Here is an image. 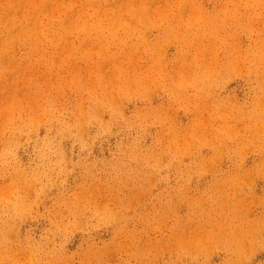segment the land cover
I'll use <instances>...</instances> for the list:
<instances>
[{
	"label": "rangeland",
	"instance_id": "1",
	"mask_svg": "<svg viewBox=\"0 0 264 264\" xmlns=\"http://www.w3.org/2000/svg\"><path fill=\"white\" fill-rule=\"evenodd\" d=\"M18 1L19 0H8V1L1 0L0 1V5H1L0 6V10H1L0 11V18L4 17V19H1V21H0L1 22L0 23V38L4 37L5 35H12V33L14 32V28H16L15 30L18 29V26H17V25H19L18 23H20V24H24L25 23V20L23 19V16H21L24 13V12L22 13V10H21V7L24 4V1L23 0L19 1V2ZM35 1L38 2L39 0H34L33 2H35ZM61 1L62 0H59V1H57V0H50V1L49 0L48 1L45 0V4L46 5H44V6L42 5L43 6V10H41L42 8L40 9L42 14L39 15L42 23H46L49 20H53L54 22H58L59 19H64L66 22H69V21L72 22L74 17H75V15L78 16L77 15V11H76V7H78V6L79 7H83L84 6V4L82 5V3H84V0L83 1H81V0H73V1L72 0H66V2H65V0H63L62 1L63 2L62 5L63 6L66 5L65 7H63V9H64L63 10V9H61L62 6L60 7V6L57 5ZM103 1H99L98 2V0L97 1L95 0L94 2L95 3L98 2L99 5L102 6L101 8L108 9L107 13H106L108 16L112 15V13H113L112 16L119 18L118 15L121 12V14L123 13L122 17L125 18V20H124V18L120 17L122 20H124V21L130 20L129 22L132 21L131 24L128 22L131 27L129 25H127V26H123V27L118 28L119 26L116 24L117 28L112 27L111 29H108V27L110 25L107 26V29L104 31V33H103L104 35L102 37L104 41L102 40V38H101L102 42H100V40L99 41L97 40L98 42H100V44H97V45L104 46L103 50L104 49L106 50V52L104 50V54L103 53L99 54V52H97V48L96 47L91 48L90 44L97 42L96 40H95V42L93 41L89 45H87L86 42H85L84 45L81 48H76V50H77V52H76V50L73 47H75V45H77L79 42H81L82 37H83V33L80 32V34H78L76 31H74L75 29L71 30V28H69V27L67 28V31L69 29V31H71V32L68 31L69 32V36H67L68 39L66 37L68 32H66V34L64 35V43L57 44V42L55 40L47 41L46 37H43L41 35L38 38L37 41L35 40L34 36H31L32 39H31L30 36H28L29 39H28V37H26L27 39L26 38L19 39L20 41L13 40L12 42H10V46L6 45L7 47L6 46L5 47H0L2 49V51L0 49V74H4V75H0V76H2V79L0 77V80H1L0 81V84H1L0 85V98L1 99L4 98V100L2 99L0 103L3 104V105H9V104H7L8 103L7 101H8L9 98L6 99V97L8 95H9L8 97H10L11 94L9 92H12L14 89L20 90V93L18 94L20 96V98H22V96H23L22 100L23 101L25 100L24 101L25 103H26V101H27V103H29L27 105V104H25L22 101L23 103L21 102L20 106L14 105L12 110H11V112H4V113H2L3 110L1 111V107H0V182L1 183L4 182L2 185H0V190L3 189L5 191H7L8 189L6 190L5 189L6 187L7 188H9V187L12 188L13 187L12 191L8 195L4 194L5 191H2V192L0 191L1 192V194H0V229L4 228L5 225H7L6 228H5V231H6V235L8 234V240H7V243H5V245L6 246L9 245L7 247H9V249H10V250H7V249H4V247L2 249H0V252L2 250V252L0 253V257L2 256L0 258L1 259L0 260L1 263L0 264H11V261H12V264H29V263L30 264H41V262H42V264H56V263L59 264V262H60V264H64V263L65 264H73V263H76V264H89V263L90 264H105L106 262H107L106 264H140V263L141 264H149V262L147 263V261H150V264H157V263L158 264H171V263L172 264H182V263L183 264H200V263H202V264L205 263L206 264L207 260L211 261L210 263L208 261L209 264H218V263L219 264H264V244H263V241H264V220H263V218H264V214H263L264 213V198H263L264 197V131H263L264 130V103H262V100L264 102V27L263 26L261 27L262 24L264 25V20H262V19H264V13H261V12H263V9H264V0H262V1L261 0H249V1L248 0H243V1L242 0H239V1L238 0H227L228 2L231 3V6H230V3H228L226 0H213V1L212 0L211 1L210 0H204V1H202V0H192V1L188 0V1H184V2H182L180 0H176V1L175 0L174 1L173 0H170V1L167 0L170 3L166 2V1H165L166 2L165 3L163 0L162 1L161 0H157L158 2L156 0H145V1H147V3H149L148 4V9H147V12H146L147 13V17L145 18V20L143 19L140 22L138 21L139 20V18H137L138 16L134 17L135 15L133 13H130V11H129L128 6L130 4L129 1H131V0H127V1L126 0H120V1L117 0V2H116V0H103ZM123 1H125V2L123 3ZM150 1H155L158 4H155L154 2L150 3ZM190 1H191V3L192 2L193 3L191 4ZM5 2H6V4H5ZM21 2H23V4ZM47 2H49V3H47ZM68 2H69V4H72L74 6L73 7L68 6V4H67ZM70 2H72V3H70ZM113 2H114V4H113ZM119 2H121L120 5H118ZM127 2H129V4ZM132 2H133V4L135 3L133 0H132ZM161 2H163V4H161ZM245 2H246V4H245ZM107 3L108 4L110 3L109 5L111 7H114V8L111 9V7ZM115 3H116V6L118 5V7L114 6ZM137 3H139V2H137ZM186 3H188V4H186ZM216 3H218L217 4L218 6L216 5ZM3 4H4V6H3ZM19 4H20V6H19ZM47 4H49L50 6L47 5ZM154 4H155V6H153ZM179 4H181V5H179ZM238 4H239V6H238ZM121 5H122V7H120L121 8L120 9L119 6H121ZM177 5L179 6V9H178V7H176ZM125 6L127 8L123 9V7H125ZM185 6L188 7V8H186ZM190 6H192V7H190ZM227 6H230V7H227ZM153 7H155L156 9L152 10V12H153L152 13V12H150V10ZM168 7H169V9H168ZM172 7H174V8H172ZM204 7H205V9H204ZM211 7H212V9H211ZM220 7L221 8L224 7V8L221 10ZM10 8H11V10H10ZM17 8H18L19 12L17 10L16 13H14ZM86 8H87V6H84L83 10H85V11L88 10L87 11L88 13L91 12L90 9H86ZM162 8H163V10H162ZM183 8H185L186 11L189 8H191V10L193 9L192 10L193 11L192 13L194 14V15L192 14L193 15V19H192V17L190 18L189 10H188V12H186L185 9H183ZM213 8H215V9L217 8V9L215 10ZM67 9H68V11H67ZM73 9L76 11V14L74 13ZM109 9L112 10V11L113 10H115V11H113V12L111 11L110 12ZM116 9L119 11V13L116 11ZM157 9H158V11H157ZM7 10H9V11L7 12ZM55 10H56V12H54ZM169 10H171V11H169ZM182 10H184V11H182ZM198 10H201V11L198 12ZM233 10H234V12H233ZM10 11H12V12H10ZM35 11H34V13L32 12L33 14L31 15L32 16L31 20H33L36 17ZM220 11H221V13H220ZM160 12L162 13V15L165 14L166 16L165 15L161 16ZM226 12H228V13H226ZM44 13L46 14V16L44 15ZM68 13H69L70 16L68 15ZM170 13H171V15H170ZM178 13H179V15H176ZM187 13H188V15H186ZM204 13L206 15L208 14V16H206ZM5 14H7V15H5ZM125 14L127 15V17L123 16ZM148 14H149V17H148ZM156 14H158V15H156ZM182 14H184L183 15L184 17L182 16ZM199 14H201V15H199ZM132 15H134V16H132ZM140 15H142V14H140ZM203 15H204V17H203ZM229 15H231V16L229 17ZM155 16L156 17L160 16V19L158 20ZM169 16H170V18H168ZM177 16H179V17H177ZM212 16H215V17H212ZM68 17L71 18V19H69ZM152 17L155 18V20H153ZM176 17H177V19H179V18L181 19L182 18L181 19L182 20L181 23H180V19L179 20L175 19ZM226 17H227V19H226ZM259 17L261 19H259ZM126 18H128V19H126ZM18 19H19V21H18ZM136 19H137V24H135L136 25V27H135V25L133 23H136ZM156 19H157V21H156ZM190 19H192V20H190ZM6 21H7V23H6ZM12 21H14L15 27H12L11 24H9ZM170 21L173 24H171ZM194 21L195 22L197 21V23H195ZM146 22H147V24L150 23L149 25H151V26L146 25ZM151 22H152V24H151ZM156 22H159L158 23L159 24V26H158L159 30H158ZM182 22H183V24H182ZM5 24H7V25H5ZM138 24H139V26H138ZM174 24H176V25H174ZM184 24H186V25H184ZM171 25H173V26H171ZM180 26H181V28H180ZM258 26L260 28H258ZM3 27H4V29H3ZM156 27H157V29H156ZM238 27H239V29H238ZM9 28H11V29H9ZM126 28H128L129 30H127ZM117 29H120V30L118 31ZM145 29H146V31H145ZM176 29H178L180 32L177 31ZM218 29H219V31H218ZM170 31H172V32L170 33ZM3 32H4V34H3ZM72 32H74V33L72 34ZM110 32H113V36H115L116 38L121 39V38L125 37L127 39L126 42L128 44H130L131 47L129 48V47H127L124 44H118L117 42H115L116 39H115V41L112 40L113 36L111 37ZM144 32H147V34L144 33ZM177 32L179 34H177ZM148 33H149V35H148ZM240 34H241V36H240ZM74 35H75V37H74ZM158 35H160L161 37L158 36ZM215 35H216V37H215ZM236 35L237 36L239 35L238 36L239 40H241L240 38H242V40L240 42L236 41V39H235V38H237ZM133 36H135V38ZM146 36L148 38H146ZM71 37H72V39H70ZM107 37L109 38V41L106 40V39H108ZM173 37H175V38H173ZM187 37L190 38V40ZM216 38H217V40H216ZM25 39H26V41H25ZM233 39H235L236 43L238 42L237 46H236V43H235V41ZM166 40H167V42H166ZM226 40H227V42L225 43ZM68 41H70L71 44L70 43L67 44ZM202 41H204V42H202ZM22 42H23V44H22ZM87 42H89V41H87ZM105 42H107V44H109V45H107ZM38 43H39V45H38ZM199 43H201V44H199ZM214 43H215L214 48H212L213 47L212 45ZM64 44L67 47H71V50H68L66 47H64L63 46ZM113 44H115L116 46H114ZM158 44H159V47L157 49ZM234 44H235V46H234ZM16 45H19V46H16ZM43 45H45V46L43 47ZM140 45H142L141 48L139 47ZM223 45H224V47H223ZM110 46H111V48H110ZM112 46H114V47H112ZM197 46H199V47H197ZM107 47H109V48H107ZM132 47H133V50H131ZM194 47L198 48L197 49L198 51ZM84 48H86V49L84 50ZM89 48L92 49L91 50L92 52H90V54L93 53L94 54V56L92 55L93 57L90 56V54L88 53V51L90 50ZM161 48H163L162 52H160V50H162ZM111 49H113V50L111 51ZM136 49H137V51H136ZM156 49H157V51H156ZM230 49H232V50H230ZM14 50L17 51V52H15ZM61 50H62V52L66 51V54L62 53ZM213 50H216V51H214V54H213V57H212L211 54L213 53ZM109 51H111L112 53L109 52ZM131 51H133L135 53L132 54ZM203 51H204V54H203ZM210 51H211V53H210ZM72 52H74V53H72ZM115 52H118V53H115ZM137 52H138V54H137ZM176 52H178V53H176ZM54 53H55V55H54ZM156 53H158V54H156ZM209 53H210L209 57H211L214 61L211 60V59H207L208 58L207 56L209 55ZM217 53H218L219 56L217 55ZM240 53H242V55ZM60 54H61V56H62V54L63 55L65 54L64 55L65 59H61V57L59 56ZM70 54H72V55H70ZM74 54L77 55L78 60L82 61V63L80 62V64H79L78 63L79 61L78 60L76 61L77 58H74V57H76ZM200 54L201 55L203 54L202 55L203 57H201ZM260 54H262V55L260 56ZM69 55H70L71 58L69 57ZM86 55H89L91 58L87 57ZM96 55H97V57H96ZM127 55H129L128 58H127ZM130 55L131 56L134 55V57H131ZM163 55H165V56H163ZM19 56H22V57H19ZM79 56L85 57L84 59H86V58H88V59H86V61H85L81 57V60H80ZM162 56H163V58L165 60H167L166 61L167 63L166 62H165V64H163L164 62L161 63ZM198 56H199V58H198ZM217 56H218V58H217ZM191 57L194 58V60H196V61H194L195 65L193 63V60L189 61V60L192 59ZM139 58H140V60H139ZM163 58H162V60H164ZM187 58H190V59L187 60ZM67 59H68V61H67ZM70 59H72V60H70ZM129 59H130V61H129ZM233 59H234V61H233ZM4 60L6 61V63H5ZM16 60L19 61V62H17ZM115 60L116 61L118 60L117 63H116ZM134 60H136V61H134ZM198 60H199L200 64L197 62ZM236 60H237V62H236ZM239 60H241V62L243 64L246 63L247 65H245V64L243 65ZM61 61H63V64H62ZM110 61L112 63H110ZM113 61H114V63H113ZM148 61H150V63ZM154 61H155V65L157 67L154 66ZM209 61H211V62L213 61L214 63L213 64L211 62L208 63ZM216 61H218V62L216 63ZM9 62H10V64H9ZM35 62H37V63H35ZM41 62H42V64H41ZM64 62L67 63V64H64ZM73 62H75V63L73 64ZM89 62H90V64H89ZM104 62H106V63H104ZM123 62H124V64H123ZM177 62H179V63L177 64ZM239 62L242 65V67L244 66L243 68L242 67L240 68L241 65H237ZM17 64L19 65V67H18ZM33 64H34V66H33ZM40 64L42 65V68H41ZM61 64L63 65L64 69L62 68ZM75 64H77L79 67L77 65H75ZM86 64L88 66H91V70L87 69V72H86V69L84 68V67H88ZM91 64L94 65L95 67H93ZM111 64H114V65L117 64V65H120L121 67H120V69H116V68L112 69L110 67ZM129 64H130V66H129ZM149 64L152 66V68H150V70L148 69L149 67H146V66H149ZM160 64H162V65L160 66ZM174 64H175V66H177L176 67L177 69L175 68ZM204 64H206V66ZM209 64L212 65V66H210ZM52 65H54L55 67L52 66ZM65 65L66 66L68 65V67H66ZM103 65H105V66H103ZM133 65H135V66H133ZM163 65H166V67L163 66ZM251 65H253V66H251ZM39 66H40V68H39ZM75 66H76V68H75ZM80 66H81V70H80ZM143 66H145V67H143ZM178 66H180V67H178ZM192 66H193V68H192ZM209 66L211 67L210 70H209V68H210ZM16 67L18 68V70H16L17 69ZM22 67H25L26 70H28V72ZM51 67H54L53 70H52ZM72 67L75 68L76 72H75V70H72ZM77 67H78V69H77ZM92 67L95 68L96 71H98V72H100L105 67L106 68H105L104 71L100 72L101 75L99 77V75L96 76L93 73H91V75L93 74L94 76L93 75L90 76V71L92 72L93 70H95ZM159 67H160V69L158 71ZM161 67H164V68L161 69ZM171 67H173V69H171ZM187 67H189V68H187ZM207 67H209L208 68V70L210 72L209 76H208V71H206ZM6 68L8 69V71H7ZM32 68H34L35 70L32 69ZM61 68H62V70H61ZM82 68H84L85 70L83 69L84 70L83 71ZM222 68L225 69V70H223ZM21 69H22L23 72L21 71ZM68 69H69V72H68ZM151 69L153 70V73H152ZM174 69L180 70V73H181V71H183L181 73L182 76H183L182 79H179L177 77L178 76V74H177L178 71H176ZM78 70H80V71L77 72ZM88 70H89V72H88ZM108 70L112 71L113 73H110ZM113 70H116V71H113ZM129 70L132 71V73H128V72H130ZM141 70L143 72H140ZM160 70H162V71L160 72ZM211 70H212V72H211ZM230 70H233V71H230ZM29 71H31V72L29 73ZM56 71H57V73H56ZM197 71L199 72V74H198ZM34 72H36L35 76H34ZM72 72L73 73L75 72L74 76L76 75L75 76L76 80L73 79L75 77H70L71 75L73 76ZM105 72L106 73L108 72V73L106 74ZM202 72L204 73V75H203ZM65 73L66 74L67 73H71V74H70V76H67L68 74L66 75ZM154 73L157 74V76H154ZM187 73H189V75H187ZM20 74H22V76ZM31 74H32L33 78L31 77ZM44 74H46L47 76H44ZM77 74H79V75L77 76ZM82 74H84L85 76L87 74V77H86L87 82L83 81V80H85V78L83 77ZM102 74H103V76H102ZM151 74H152V76H150ZM174 74H175V76L176 75L177 76L175 77ZM81 75H82V77H81ZM37 76L38 77L40 76V77L38 78ZM58 76H59V79H58ZM89 76H90V78H92L91 79L92 81L91 80L89 81L90 83L88 82V77ZM145 76H147L148 78L145 77ZM173 76H174V78H173ZM185 76H186V78H185ZM192 76H194L195 78L192 77ZM204 76H206V77H204ZM45 77H46V79H45ZM48 77L50 78L49 81H47ZM51 77H52V79H51ZM103 77L104 78L106 77V79H104ZM109 77H110V79L107 80V78H109ZM114 77L116 79H114ZM151 77L153 78L152 80L154 82L150 81ZM202 77L204 79H202ZM209 77L211 79H209ZM219 77H220V80H219ZM21 78H23V79H21ZM99 78H100V80H98ZM145 78H146V81L144 82ZM188 78H190V79H188ZM8 79H10V80H8ZM28 79H30V80H28ZM96 79H97V81H96ZM101 79H102L103 83H101L102 82ZM121 79H122V83H121ZM131 79H132V81H130ZM154 79H156V80H154ZM199 79H202V80H199ZM205 79H206V81H205ZM41 80H44L43 82L47 81V83H44L46 86L44 85V87H43L42 84L39 83ZM93 80H94V83H93ZM112 80H114V81H112ZM171 80H173V81H171ZM198 80L200 81V83H199ZM109 81H112L113 83L109 82ZM133 81H134V83H133ZM202 81H203V83H202ZM223 81H225L226 83L223 82ZM9 82L12 83V84L9 85ZM32 82L34 83V85H33ZM98 82H99V84H97ZM41 83H42V81H41ZM64 83H65V85H64ZM77 83H78V89H77V85H76ZM84 83L87 86H85V87L82 86V85H85ZM87 83L89 85L92 83L93 84V85L91 84L92 86H94L96 84L97 87L89 86ZM131 83L133 85H131ZM171 83H172L173 86L174 85L175 86L173 87L171 85V87H169V84H171ZM256 83H258V85ZM66 84H67V86H66ZM186 84L187 85L189 84V85L187 86ZM218 84H220L218 86L219 88L217 87ZM253 84H255V85H253ZM21 85H23L24 87L21 86ZM111 85L112 86L114 85V87H112ZM120 85H121V87L122 86L123 87L121 88ZM178 85H179V87H178ZM33 86H34V89H33ZM38 86L40 87V90H39ZM58 86H61V87L59 88ZM81 86H82V88H81ZM104 86H105V89H104ZM256 86H258V87H256ZM88 87H91V88L89 89ZM128 87H130V88L132 87V88L130 89ZM133 87H134V89H133ZM200 87L203 88V89H201ZM45 88H46V92H45ZM114 88L117 91H114L113 90ZM171 88H172V90H171ZM212 88H213V90L211 92L210 90ZM36 89L39 92H36L37 91ZM59 89H60V93H59ZM63 89H65L66 93H64ZM87 89H89V91H87ZM163 90H165V91H163ZM176 90H177V93H176ZM168 91L171 92V94ZM209 91L212 93V95H211V93ZM43 92H45V93H43ZM113 92H114V94H113ZM184 92H186V93H184ZM229 92H231L232 94L229 93ZM26 93H28V94L26 95ZM36 93H39V94L43 93L42 94L43 96L41 94L40 95L39 94L36 95ZM115 93H117V96H115V99H114ZM217 93L218 94L220 93V94L218 95ZM62 94L68 95L70 97H65V95H62ZM103 94H104V97H103ZM131 94H132V96H131ZM226 94H228V95L226 96ZM46 95H47V98H46ZM89 95L91 97H89ZM252 95H253V97H252ZM254 95H256V97ZM207 96L210 97V99L206 98ZM213 96L217 97V98H214ZM121 97H122V99H121ZM222 97H224L225 99H222ZM205 98L207 100H209V101H207ZM211 98H212V101H210ZM219 98L224 100V101L222 102V100H220ZM65 99H66V101H65ZM73 99L75 100V102H74ZM183 99H185V100H183ZM189 99H192L193 102L191 100H189ZM231 99L237 100V102L233 101ZM39 100L41 102H39ZM81 100H82V102H81ZM46 101H47L48 104H46ZM63 101H65L66 103L65 102L63 103ZM118 101L120 102V104H118L119 103ZM225 101H226V103H224ZM230 101H231V103H230ZM42 102L43 103L45 102V103L42 104ZM67 102H68V104H67ZM88 102H89V104H88ZM204 102H206L207 105ZM232 103H234V104H232ZM238 103H239V105H238ZM58 104H60V105H58ZM202 104L203 105L205 104V106L202 107L203 106ZM213 104H216V105H213ZM230 104H232V105H230ZM208 105H209V107H208ZM249 105H251V106H249ZM27 106H29L28 107L29 109H27ZM147 106H150V107L147 108ZM152 106H153V109L151 108ZM64 107H66V108H64ZM81 107H82V109L85 108L83 110H85V112H87V114L83 110L80 109ZM90 107H92V108H90ZM94 107H96V108L94 109ZM99 107L101 109H99ZM180 107H182V109ZM211 107H212V109H211ZM62 108H63V110H62ZM77 108H78V110H75ZM144 108H145V110L147 112V114H146L147 117L145 116L146 112L143 113L145 111ZM146 108L148 109V111H147ZM191 108H193V109H191ZM204 108L206 109V111H204L205 110ZM208 108H210V112L208 111L209 110ZM141 109L144 110V111L141 112ZM177 109H178L179 112L177 111ZM187 109H188V111H187ZM226 109H228V111L230 109L231 111L230 112L226 111L227 113H224V111ZM238 109H240V111H238ZM256 109L258 110V112H257ZM39 110H41V111L39 112ZM86 110H88V111H86ZM105 110H106V112H105ZM109 110H110V112H108ZM236 110H237V112H236ZM251 110H253L252 113H251ZM51 111H52V114H51ZM75 111L77 112V114H76ZM175 111H176V113H175ZM46 112H48V113L46 114ZM37 113H39V116L35 117L34 114H37ZM91 113H93V115H94L93 118H89L88 117V115L91 114ZM128 113L131 114L132 116H134L135 118H131L132 116L129 115ZM138 113H140L139 114L140 117L138 116ZM205 113L206 114L208 113L207 114L208 117L206 116ZM210 113H211V115H210ZM117 114H118V116H117ZM156 114H157V116H156ZM197 114H199L200 117H199V115L197 117H195V115H197ZM203 114H205V115H203ZM255 114H257V115H255ZM121 115H122V117H121ZM190 115L192 117H190ZM221 115H223V116H221ZM238 115H240V116H238ZM245 115H247V116L249 115V116L247 117ZM84 116H86V117H84ZM127 116H128V118H126ZM160 116L163 118L162 120H161ZM174 116H176V117H174ZM226 116H227V119L225 118ZM37 117L39 118V120H38ZM97 117L98 118L100 117V118L98 119ZM173 117H174V119H173ZM198 117L200 119H198ZM206 117L208 118V120H206L207 119ZM239 117L240 118L242 117L243 119L242 118L240 119ZM113 118L115 119V121L113 120ZM151 118H152V120H151ZM55 119H58L59 122H60V120H62V124L63 125H68V127L70 129V132H72V133L68 132V135H64V134H61L60 132H58L59 128L56 125L59 124V123H55ZM90 119H92V120H90ZM171 119H173V120H171ZM195 119H197V120H195ZM98 120H99V122H98ZM132 120H133V122H132ZM153 120L156 123V124L154 123L155 125L153 124V122H154ZM192 120L195 121L193 125H192V123H193ZM198 120H199V122H198ZM204 120H205V124L206 125L210 124V126L209 125L208 126L204 125V128H205L206 132H203V131H205L204 128H203V124H204L203 121ZM221 120H222V122H220ZM230 120L232 122H230ZM78 121L82 122L81 125H80V128H79L80 130L71 131V127L73 126V123H76ZM130 121H131V123H130ZM137 121H139V122H137ZM171 121H176V122H171ZM200 121H201L202 124L200 123ZM225 121L227 122V124H226ZM228 121H229V125H231L230 128L232 127L231 129H229ZM237 121L239 122V125L237 124L238 123ZM258 121L262 122L261 124H263V125H261L260 123L258 124ZM70 122H72V124ZM83 122H84V124L86 126H88L87 129H84L82 127V126H84ZM118 122H119V124H118ZM103 123H109V124L111 123L112 126L109 125L110 127L105 130V129L100 127L101 124H103ZM174 123H175V126H174ZM214 123H216V124H214ZM219 123H220V125H219ZM223 123H224V125L226 124L225 126H227V127H225L223 125ZM131 124H133V125H131ZM170 124L171 125L173 124L172 125L173 127L172 126L170 127L169 126ZM177 124H178V126H177ZM166 125L169 126V128L171 130ZM243 125H244V129H243ZM260 125H261V127L263 126L261 131L259 130L260 129V127H259ZM191 126H194V127H191ZM241 126H242V128H241ZM249 126H251V127H249ZM3 127H5L7 132L10 134L7 137V139H5V137L1 136V132H2L1 128H3ZM206 127H207V129H206ZM99 128H101V129H99ZM239 128L242 131L238 130ZM119 129H121V130H119ZM167 129H169V130H167ZM172 129H174V132H173ZM191 129L192 130L196 129V130H194L195 133ZM256 129H257V131H256L257 134L255 132ZM207 130L208 131L210 130L209 131L210 133ZM258 130L260 131V133H258L259 132ZM74 131H75V133H73ZM86 131H89V133H86ZM131 131H133V132H131ZM152 131H153V133H152ZM163 131H164V134H163ZM220 131H222V132L220 133ZM253 131H254V134H253ZM144 132L146 134L143 135ZM202 132L207 137L204 136L202 134ZM207 132L209 133L208 135L206 134ZM230 132H233L234 135H233V133L230 134ZM85 133H86V135H84ZM161 133H162V137L163 138H161V135H159ZM169 133H170V136H172V137L169 136ZM200 133L203 136L200 135ZM76 134H79V135H76ZM155 134L156 135L158 134L157 136H160V137H158V139H157ZM177 134H178V136H177ZM187 134H188V136H187ZM212 134H213V136H212ZM235 134H238V135H235ZM258 134H261V137H260V135L258 136ZM222 135H224L225 137L223 136L221 138ZM21 137H22V139H19ZM84 137H85V139H83ZM180 137L182 138L181 139L182 141L180 140ZM203 137L207 140V141H205V144L203 143L204 140H205ZM155 139H157V141ZM93 140H94V142H93ZM139 140H141V143H140ZM161 140H163V141H161ZM189 140L192 141V143H193L192 145H194L195 147H193L192 145H189V144H191V142ZM165 141H167V142H165ZM168 141H169V143L171 142L170 145L168 144ZM184 141L187 142V145L183 144ZM244 141L246 142V144L244 143ZM78 142H81V143L83 142V143L82 144L80 143V145H79ZM179 142H180V144H179ZM227 142H228V144H227ZM39 143H40V145H38ZM55 143H56V145H55ZM201 143H203L204 145L201 144ZM208 143L211 146H209ZM221 143H223L222 144L223 146L220 145ZM240 143L241 144L244 143L243 145L245 147L243 145L241 146ZM262 143H263V145H262ZM135 144H137V145H135ZM181 144L185 145L183 148L187 149V151H185V149H183V148H182L183 150H181V148L179 147V145L182 146ZM236 144H237L238 147L236 146ZM54 145H55V148H53ZM82 145H84V146H82ZM122 145H123V147H122ZM153 145H154V147H153ZM167 145L170 148H172V147L173 148L169 149ZM207 145H208V147H207ZM219 145L221 146V148L219 147ZM260 145H262V146H260ZM60 146H63V147H60ZM81 146L83 147V149H82ZM175 146H176V148H175ZM186 146H187V148H186ZM189 146H191V147H189ZM31 147H33V148L31 149ZM134 147L136 149H133ZM165 147L167 148L166 150H164ZM64 148L66 150L65 153H64V150H63ZM131 148H132V150H129ZM161 148H163V149H161ZM124 149H125V152H124ZM220 149H221L220 153H222V155L219 154V150ZM248 149H249V151H248ZM40 150H42L43 152L40 151ZM119 150H121V152ZM148 150H149V153H151L150 155H149V153H145V152H148ZM162 150H164L163 151L164 155L162 153ZM70 151L72 153H70ZM90 151H92V152L89 153ZM132 151H133V154H132ZM155 151H157V152L154 153ZM165 151H166V153H165ZM175 151H176V153L179 151L178 154H180V157H178L179 155L176 154ZM193 151L196 152L197 155ZM217 151H218V153L216 154ZM16 152H17V154H16ZM108 153L109 154L111 153V154L109 155ZM157 153L158 154H162V155H158L157 156ZM223 153H224V155H223ZM237 153H238V155H237ZM38 154H39V156H38ZM87 154H89V155H87ZM130 154H132V156ZM167 154H169V155L167 156ZM232 154L234 156H232ZM243 154H244V156H243ZM48 155H49V157H48ZM56 155H58V156H56ZM65 155H67L68 157L67 156L65 157ZM134 155H135L136 158L134 157ZM36 156H38V157L35 158ZM90 156H92V157L90 158ZM94 156L95 157L97 156L96 158H97L98 161L96 160V158ZM143 156H144V158H143ZM159 156H161L160 160H159V158H160ZM163 156L166 157V158H164ZM169 156H171V157H169ZM218 156L220 157V159L217 158ZM64 157H65V160H64ZM10 158H11V160H10ZM174 158H175V160H174ZM213 158L215 159V162H214ZM91 159H93V160L91 161ZM99 159H101V160H99ZM166 159H167L168 162L165 161ZM186 159H188V160H186ZM87 160H88L89 163L87 162ZM147 160H148V162H146ZM177 160H178V162H177ZM184 160L186 161V164H185ZM240 160H241V162H240ZM79 161H80V163H79ZM143 161L145 162V164H144ZM116 162H117V164H116ZM182 162L184 163V165H183ZM246 162L248 163V166H247ZM91 163H92V165H93V163H95L93 165L94 168L92 167ZM155 163H156L157 167H160V169L155 166ZM213 163L214 164L216 163V164L214 165ZM60 164H62V165H60ZM80 164H82L83 166L80 165ZM168 164H169V166H164V165H168ZM196 164H198V165H196ZM16 165L18 166L17 168H16ZM114 165H116V166H114ZM201 165H203V166L201 167ZM210 165L212 167H210ZM8 166H9V168H8ZM20 166H22V167H20ZM76 166H77V168H76ZM127 166L129 167V169H128ZM186 166H187V168H186ZM191 166H193V167H191ZM220 166H221V168H220ZM162 167H164V170H163ZM167 167H169V168H167ZM205 167H206V169H205ZM208 167H210V169ZM250 167H251V169H250ZM153 168H155L157 170H155ZM236 168L237 169L239 168V171H237ZM93 169H95V170H93ZM150 169H152L151 171L154 172V174H155L154 178L156 176L155 180L152 178L153 174H150L151 177L148 174V173L151 172ZM204 169H205V172H204ZM207 169H209L208 170L209 172L207 171ZM240 169H242L241 170L242 172L240 171ZM165 170H167V171H165ZM255 170H256V172H255ZM64 171H65V173H64ZM141 171H143V173ZM73 172H75V173H73ZM96 172L98 173L97 175H95ZM99 172H102V173L100 174ZM129 172L131 173V175L129 174ZM135 172H137V173H135ZM167 172H169V173H167ZM203 172H204V175H203ZM237 172H238V174H237ZM13 173L15 175H13ZM57 173H59V174H57ZM109 173H111V174H109ZM183 173H185V174H183ZM113 174H115V175H113ZM249 174H250V177H249ZM52 175H53V178H52ZM98 175L99 176L101 175V177H99ZM120 175H122L121 177H123V178L120 177L121 178L120 179L119 178ZM133 175L134 176L136 175V176L134 177ZM147 175H149V176H147ZM182 175H184V176H182ZM227 175H228V177H226ZM67 176H68V178H67ZM97 176H98V178H97ZM127 176H129V177H127ZM161 176H163L162 179H161ZM164 176H165V178H164ZM218 176H221V177L218 178ZM149 177L154 180L153 181L151 179L152 183L150 182V184H149V185H152V187L150 186L151 189L150 188L148 189L149 181H147V180L150 179ZM168 177H170V178H168ZM172 177H173V179H172ZM225 177L228 178V179L225 180ZM65 178H67V179H65ZM128 178H130V179H128ZM221 178H223V179H221ZM85 179H87V180H85ZM140 179H141V181H140ZM245 179L247 180V182H246ZM253 179H254V181H253ZM60 180H62V182ZM84 180H85V182H84ZM88 180H90V183H89ZM182 180H184V181L186 180L185 184H183L184 181H182ZM12 181H13V183H12ZM178 181H179V183L177 184ZM221 181H222V183H221ZM15 182H16V184H15ZM100 182H101L102 186H101ZM126 182L127 183L130 182V183L127 184ZM156 182H158V183H156ZM188 182H189V184H188ZM26 183H27L28 186L26 185ZM34 183H36V184H34ZM55 183H56V185H55ZM77 183H79V184H77ZM97 183H99L101 188L103 187V188H106V189H104V190L101 189L98 186ZM124 183L127 184V185H125ZM153 183H154V186H153ZM173 183H176V184H173ZM87 184H90V186L88 185L89 186L88 187ZM155 184L157 186H155ZM248 184H249L250 187L248 186ZM7 185H9V187ZM113 185L115 186V189L117 191L115 189H113L114 188ZM185 185H187V186H185ZM86 186H87V188H86ZM146 186H147V188H146ZM184 186H185L186 189L184 188ZM48 187L50 188L49 190H48ZM51 187L53 188V190H52ZM90 187L92 188L91 190H90ZM120 187H122L123 190ZM127 187H128V189H127ZM165 187H167V188H165ZM246 187L248 189H246ZM28 188H31V191L30 190L28 191L27 190ZM43 188H44V190H43ZM78 188H80V190H78ZM168 188L170 190L171 189L172 190L168 191ZM139 189H142L141 190L142 192H140ZM146 189H148V191ZM176 189H179V190L177 191ZM209 189H210V191H209ZM45 190L46 191L48 190L47 193L45 192ZM55 190H57V191H55ZM89 190H90V192H89ZM130 190H132V192ZM182 190H184V191H182ZM14 191H16V192H14ZM98 191L102 192V193L99 192L101 195L98 193ZM124 191H125V196H124ZM190 191H192L191 194H193V195H191L189 193ZM193 191H195V192H193ZM216 191H217V193H216ZM8 192H9V190L7 191V193ZM88 192H89V195H87ZM116 192H118V196L116 195L117 194ZM143 192H144V194H143ZM177 192L179 193V196L177 195L178 194ZM186 192H187V194H185ZM213 192H214V194H213ZM250 192H251V194H250ZM11 193L13 195H11ZM42 193H44V194H42ZM136 193L137 194L141 193L143 195V198L141 200L140 199L138 200V197H140L141 194L140 195H135ZM145 193H146V195H145ZM158 193H160L161 195L158 194ZM183 193L186 196H184ZM255 193H256V195H255ZM37 194L40 195V196H37ZM97 194H99V195L97 196ZM198 194H200V195H198ZM169 195L170 196L173 195L172 196L173 199H170L172 197H170ZM201 195L203 197V200L208 197L207 199L204 200L205 202L202 200ZM206 195H209V196H206ZM244 195H246V196H244ZM257 195H258V197H257ZM8 196L10 198H11V196L12 197L14 196V197L10 199ZM81 196H83V198H81ZM123 196L126 197V198H124ZM130 196H131V198H130ZM133 196L134 197L138 196V197L132 198ZM158 196H160V197H158ZM196 196H197V198H196ZM198 196L200 197V199H199ZM211 196H212V198H211ZM213 196H215V197H213ZM224 196L227 197V200H226V198ZM243 196L246 199H244ZM248 196H250V197H248ZM254 196H255V198H254ZM151 197L154 198V199H152ZM162 197H163V199H162ZM189 197H191V200H190ZM216 197H218V198H216ZM88 198L91 199V200H89ZM93 198L95 199V202H94ZM178 198H180V199H178ZM222 198L223 199L225 198L224 199L225 203H223ZM239 198H240V200H239ZM262 198H263V200H262ZM57 199H59V200H57ZM115 199L120 200V201L123 200L124 202L121 201V203L119 202V204L117 205L116 204L117 200H115ZM133 199L134 200L136 199L137 203H135L136 202V200H135V202L133 204L132 203L134 201ZM166 199H168V200L166 201ZM184 199H185V201L182 202V204H184V205H182L180 201H183ZM188 199H189V201H187ZM197 199H198L199 202L202 200L203 203H201L202 202L201 201L200 202L201 205L198 204L199 202L197 201ZM28 200H30V202ZM237 200L240 202L241 205L239 204V202H237ZM253 200L255 202H253ZM58 201H60V202H58ZM129 201H131V203H129ZM96 202L98 203V206H95L97 204ZM172 202H173V204L175 203L174 204L176 206L175 209H174V205L172 204ZM232 202L233 203H237L238 205L233 207V203ZM256 202L259 205L255 204V205H253L254 206L253 207L252 204H254ZM117 203H118V201H117ZM195 203L198 204L199 207ZM222 203L224 205H222ZM31 204H32V206H31ZM92 204H94V205H92ZM128 204H130V205H128ZM131 204H132V206H131ZM205 204H206V206H205ZM85 205H87V206H85ZM115 205H117V206H115ZM155 205H156V207H154ZM260 205H262L263 207L260 206ZM70 206H72V207H70ZM93 206H94V208H93ZM113 206H115L117 209L114 210L115 207L111 208ZM127 206H129V207H127ZM179 206H180V208H178L179 211H177L176 208L179 207ZM185 206L187 207V209H186ZM153 207H154L155 210L153 209ZM211 207H212V209H211ZM213 207H214V209H213ZM239 207L242 208V211H241V209ZM248 207H249V209H248ZM250 207H251V210H250ZM61 208L63 209V211H66V212L61 213V212H63L61 210ZM84 208H85V211L83 213ZM120 208H123V209H120ZM165 208H166V212L164 210ZM195 208H196V210H195ZM215 208H217V209L215 210ZM252 208L254 209V213H253V209ZM70 209H73V210L71 211ZM79 209H80V211H79ZM110 209H113L112 211H114V212L110 211ZM158 209L161 212H159ZM171 209H172V211H171ZM181 209H182V211H181ZM223 209H224V211H223ZM235 209L238 210V211H236ZM247 209H248V211H247ZM25 210H27V211H25ZM119 210H121V211H119ZM127 210H130L131 213L129 211H127ZM144 210H146V211H144ZM115 211H116V213H115ZM162 211H164V213H167L168 215L167 214H163ZM173 211H174V213H173ZM176 211H177V214L179 215V217L176 214ZM212 211H213V213L215 212L214 215H213L214 218H211L212 214H213ZM216 211H217V213H216ZM235 211H236V213H235ZM249 211H252V212H249ZM117 212H118V215H117ZM149 212H151V213H149ZM169 212L170 213L172 212L171 216L173 218L170 216ZM202 212H203V214H202ZM238 212H240V213H238ZM114 213L117 216H120V217H115ZM152 213L153 214L155 213L154 214L155 217H154V215ZM188 213L190 214V216H189ZM237 213L239 214V218H238V214ZM250 213H252L253 215L250 214ZM88 214H90V215L87 216ZM205 214H207V215H205ZM235 214H237V215H235ZM240 214H241V216H240ZM55 215H56V217H55ZM57 215L61 216L59 218L60 221L57 218L58 217ZM80 215H82V216H80ZM165 215H166V217H165ZM209 215H211V217ZM232 215H234V216H232ZM249 215H251V217H249ZM111 216H113V217H111ZM163 216L165 217V220L163 219L164 218ZM169 216H170V218H169ZM229 216L232 217V218H228ZM262 216H263V218H262ZM24 217H26V218H24ZM69 217L71 218V220H70ZM141 217H143L144 220ZM161 217H163V218H161ZM192 217L195 218L197 220V222H196L195 219L191 220ZM233 217H235V218H233ZM245 217H247V218H245ZM254 217H256V219ZM109 218H111V219L115 218V219H112L113 223H112L111 219H109ZM118 218H119V220H118ZM159 218L162 219L161 223H160V219ZM167 218H168V220H167ZM171 218H172V220H171ZM66 219H67V221L65 222ZM156 219H158V221ZM210 219H212L213 221L212 220L210 221ZM221 219L225 223L223 221L222 222H218V221H221ZM78 220H80V221H78ZM115 220H117V221H115ZM163 220L167 221V222H164ZM208 220H209V223H208ZM88 221H89L90 224L88 223ZM101 221H103V223H101ZM156 221H157V223H156ZM171 221L173 223H171ZM71 222H72L73 225H71ZM81 222H82V225H81ZM179 222H181V224ZM229 222H230V224H229ZM19 223H20V225L18 226ZM174 223L176 225V228H175ZM189 223H190V225H189ZM210 223H212V224L210 225ZM257 223L259 224V226H257L258 228L255 226ZM262 223H263V225H262ZM83 224L85 225L84 228H82ZM88 224H89V226H88ZM122 224L123 225L127 224V226L122 227ZM142 224H144V225H142ZM148 224H150L151 226L153 225V226L151 227L149 225L150 226V228H149ZM195 224H196V226H195ZM202 224L204 225L203 229L201 228ZM205 224H207V227H205ZM253 224H255V225L253 226ZM69 225H71V226H69ZM102 225L105 226V227H103ZM187 225H189V226H187ZM230 225H231V227H229ZM242 225H244L247 229L249 228V226L252 227V228L254 227L256 230H254V228L252 230H251V228H249V232L251 234L253 233L254 235H252V236L248 237L247 239H245L246 240V244H247V242H248V244L247 245L245 244L243 247H241L240 250L238 251L239 254H237L236 252L231 251V249L228 247V244L231 247L230 235L235 233L237 229H238L237 232H239L240 231L239 227L242 226ZM59 226H60V228H59ZM144 226H146V228H144ZM160 226H162V227H160ZM182 226H183V228L185 226V229H183ZM193 226H194V228H193ZM210 226H212V227H210ZM125 227H127V228H125ZM135 227H136V229H135ZM188 227H191V228L186 229ZM196 227H198V228L196 229ZM199 227H200V229H199ZM215 227H217V229ZM16 228H21V229H16ZM50 228L53 231L50 230ZM63 228H64V230H63ZM142 228L144 229V231H141V230H143ZM170 228H171V231H170ZM173 228H174V230H178V232L175 231L177 233V236H176V233L173 231ZM204 228L209 229V232H208V230H206ZM213 228L215 230H213ZM124 229H125L126 232H124ZM166 229L169 230V231H167ZM9 230H11V231L9 232ZM12 230H13V232H12ZM18 230L21 233L18 232ZM65 230H68V231H65ZM194 230H195V232H194ZM200 230H201V233H200ZM204 230H206V231H204ZM211 230H213V231H211ZM7 231H8V233H7ZM120 231L123 234H119ZM181 231H183L182 232L183 234L181 233ZM170 232H172L171 234H174V235H171ZM193 232L196 235L192 234ZM202 232L204 233L203 235H202ZM206 232H208V233H206ZM14 233H17V234H14ZM59 233H61V234H59ZM114 233H116V234H114ZM134 233H135V236H134ZM162 233H165V235L164 234L162 235ZM184 233H185V235H184ZM205 233H206V235H205ZM49 234H51V237L48 236ZM57 234H59V235H57ZM137 234H138V237H136ZM227 234H229V235H227ZM10 235H12L13 237H9ZM17 235L19 236L20 239L18 238ZM63 235H65V236H63ZM151 235L154 237L153 241H151L152 240L151 239L152 238ZM218 235H221L223 240ZM114 236H116V237H114ZM143 236H144V238L142 239ZM173 236H175L177 239H174ZM182 236H183L184 239L182 238ZM47 237H49V238L47 239ZM124 237H127V238H124ZM130 237H132V238H130ZM133 237H135V238H133ZM196 237H197V239H196ZM15 238H17V239L14 240ZM119 238H122V239L120 240ZM147 238L150 239V240H148V242H147ZM171 238H173L175 240V242L178 240L177 242L179 244V248L177 247L178 244H176V243L169 244L170 241L171 242L174 241L173 239L171 240ZM201 238H203L204 240L201 239ZM113 239H115V240H113ZM118 239H119V242H117ZM123 239H124V241H125V239L126 240L130 239L129 241H131V242L128 241L130 243V245L127 246L126 249H124V248L129 243L127 242V244H126V241L124 242ZM139 239H141V240H139ZM49 240H51V241H49ZM144 240H146V244H144V245H146V247H148L147 250L146 249L143 250L144 246H142L143 248L141 247V245L143 243L141 241H144ZM154 240L155 241L158 240V241L154 243ZM189 240L192 241V242H195L197 244L196 247L194 246L195 248H197L196 249L197 251L195 250V248H193L195 250V254L193 252V254H190L191 256L189 255V253L191 251H193L191 246L193 244L195 245V243L192 244V242H190ZM196 240H198V242ZM219 240H220V242L224 241V243L221 244L219 242ZM22 241H23V244H25V246L22 244ZM54 241H55V243H54ZM121 241L124 242V243H121ZM182 241H185L186 243L189 242V243L186 244L185 242H182ZM149 242H150V244H149ZM211 242H213V243H211ZM134 243H136L135 246L137 247V249H136V247L134 249V246L132 245ZM147 243L149 245H147ZM156 243H158V245H156ZM181 243L184 244V246H182ZM29 244H30L31 247L29 246ZM58 244H59L60 248L58 247ZM94 244H96V246H94ZM104 244H106V245H104ZM124 244H126V245H124ZM153 244H155L157 246V248H158V249L156 248L158 250L157 251L158 253H156L157 256H155L156 254L154 255V251H152V250H156V249H153L154 248ZM121 245H124V248H122L123 246H121ZM138 245L141 248H139ZM22 246H24V247H22ZM54 246H55V248H54ZM89 246H92V248L89 247ZM93 246H94V248H93ZM99 246H101V247H99ZM118 246L121 247V250H120V247H118ZM220 246L222 248H220ZM51 247H52V249H51ZM186 247L187 248L191 247V250L189 248V251H188V249ZM31 248H32V250H31ZM56 248H58V249H56ZM116 248H118L119 250L116 251ZM44 249H46V251ZM60 249L62 251H59ZM80 249L82 251H80ZM90 249H92V251H93L92 253L93 254L97 253V254L94 255V256L97 255V257L94 258L95 260L92 259L93 254L90 252ZM113 249H114V251L112 252ZM140 249H142V250H140ZM199 249H200V251H199ZM20 250H21L22 255H24V256H22L21 254H18L20 252ZM29 250H31L33 252V255L31 253V251H30V253H28ZM37 250H38V252H37ZM63 250L66 251V252H63ZM182 250L187 252V253H184V252L182 253ZM97 251H100V252H97ZM82 252L85 253L86 255L88 254L87 252H89L90 255L92 254L91 258H89L90 255H88L89 257H87V259H90L92 261L90 262L89 260H87ZM114 252H116V253H114ZM135 252L136 253L139 252L140 253L139 255H141V256H139L138 254H135ZM152 252H153L154 256L152 255ZM171 252L174 253L175 255L174 254L172 255ZM199 252L202 254V256L200 255ZM9 254H12V255H9ZM25 254H27V256H25ZM181 254H182V256H181ZM223 254L226 255V256H224ZM134 255H135V257H134ZM209 255H211V257L208 259ZM17 256H20L19 258H21V260H19V258H17ZM81 256H82V259H84V260L81 259ZM241 256H243V259H240ZM25 257H27V258H25ZM151 257L152 258L154 257L153 259L155 261L154 260L151 261ZM155 257H157V258H155ZM31 258H32L33 261L30 260V262H27L28 261L27 259H31ZM67 258H68V260H71V261L67 262ZM175 258H176V260H175ZM10 259H13V260H10ZM78 259H80L81 261L80 262H76V261H79ZM157 259H158V261H157ZM205 259H206V261H205ZM34 260H35V262H34ZM136 260H137V262H136ZM240 260H241V262H240ZM24 261H26V262H24ZM84 261H86L87 263H85ZM61 262H63V263H61ZM71 262H73V263H71ZM173 262H175V263H173Z\"/></svg>",
	"mask_w": 264,
	"mask_h": 264
},
{
	"label": "bare ground",
	"instance_id": "2",
	"mask_svg": "<svg viewBox=\"0 0 264 264\" xmlns=\"http://www.w3.org/2000/svg\"><path fill=\"white\" fill-rule=\"evenodd\" d=\"M0 1H1V0H0ZM4 1H8V0H4ZM19 1H22V0H19ZM19 1H18V2H19ZM23 1H24V4H23V2H21V3L23 4L22 7H21V10H22V13H23V12H24V13H23L21 16H23V19L25 20V23H24V24H20V23H18L20 26L17 25V26H18V29H17V30H15L16 28H14V32L12 33V35H5L4 37H1V38H0V47H5L6 45H9V46H10V42H12L13 40H15V41L18 40V41H20L19 39H23V38H26V37H28V36H30V37H31V36H34V37H35V40L37 41L38 38H39L41 35H42L43 37H46V40H47V41H49V40H55V41L57 42V44L64 43V35L66 34V32L69 31V29H68V31H67V28L69 27V28H71V30L75 29L74 31H76L78 34H80V32L83 33V37H82L81 42H79L77 45H75V47H73V48L76 50V48H81V47L84 45L85 42H86L87 45H89V44L92 43L93 41L95 42V40H96V41H97V40H98V41L100 40V42H102V41H101V38L103 37V35H104L103 33H104V31L107 29V26H108V25H110V26L108 27V29H111L112 27L117 28L116 24L119 26L118 28H120V27H123V26H127V25H129V23L131 24V22H132V21L129 22L130 20H128V21H127V20L124 21L125 18L122 17V14H123V13H122V14H121V12L119 13V11H118L117 9H116V11L119 13V15H118L119 18H118V17H114V16H112L113 13H112V15L108 16V15L106 14L108 9L101 8L102 6H100L99 3H98L99 1H103V0H98L97 3L94 2L95 0H84V3H82V5L84 4V6H87L86 9H90L91 12L88 13V12H87L88 10H87V11L83 10V9H84V6H83V7H79V6H78V7H76V11H77V15H78V16H76V15H75V17L73 16L74 19H73L72 22H71V21L66 22L64 19H59L58 22H54L53 20H49V21L46 22V23H42V21H41L39 15L42 14L41 10H43V6L46 5V4H45V0H42V1L39 0L38 2H37V1L33 2L34 0H23ZM47 1H48V0H47ZM49 1H50V0H49ZM57 1H59V0H57ZM62 1H63V0H62ZM62 1L59 2V3L57 4V5L60 6V7L62 6L61 9H63V7L66 6V5H64V6L62 5V4H63ZM72 1H73V0H72ZM81 1H83V0H81ZM96 1H97V0H96ZM119 1H120V0H119ZM126 1H127V0H126ZM133 1L136 3V4L134 3L135 5L133 4L132 0L129 1L130 4H129V2H127V3L129 4L128 8H129L130 13H133L135 16H134V15H132V16H134V17L138 16L137 18H139V20H138L139 22H140L141 20H143V19L145 20V18L147 17V13H146V12H147L148 4H149V3H147V1H145V0H133ZM156 1H157V0H156ZM161 1H162V0H161ZM163 1H164V2H165V1H166V2H169L170 0H169V1H167V0H163ZM173 1H174V0H173ZM175 1H176V0H175ZM180 1L184 2V1H188V0H180ZM191 1H192V0H191ZM191 1H190V3H191ZM202 1H204V0H202ZM210 1H211V0H210ZM212 1H213V0H212ZM226 1H227V0H226ZM238 1H239V0H238ZM242 1H243V0H242ZM248 1H249V0H248ZM261 1H262V0H261ZM55 2H56V1H55ZM65 2H66V0H65ZM103 2H104V1H103ZM103 2H102V3H103ZM105 2H106V1H105ZM108 2H109V1H108ZM111 2H112V1H111ZM116 2H117V0H116ZM121 2H122V1H121ZM121 2H119L118 5H120ZM124 2H125V1H123V3H124ZM137 2H139V3H137ZM152 2H154L155 4H158V3H157L158 1H157V2H155V1H150V3H152ZM166 2H165V3H166ZM227 2H228V1H227ZM235 2H236V1H235ZM2 3H3V2H2ZM21 3H20V4H21ZM47 3H49V2H47ZM70 3H72V2H70ZM169 3H170V2H169ZM180 3H181V2H180ZM192 3H193V2H192ZM192 3H191V4H192ZM202 3H203V2H202ZM214 3H215V2H214ZM228 3H230V2H228ZM5 4H6V2H5ZM20 4H19V6H20ZM64 4H65V3H64ZM67 4H68V6H71V7L74 6V5H72V4H69V2H68ZM100 4H101V3H100ZM107 4H108V3H107ZM109 4H110V3H109ZM109 4H108V5H109ZM113 4H114V2H113ZM125 4H126V3H125ZM155 4H154L153 6H155ZM159 4H160V3H159ZM161 4H163V2H161ZM175 4H176V3H175ZM186 4H188V3H186ZM217 4H218V3H216V5H217ZM242 4H243V3H242ZM245 4H246V2H245ZM42 5H43V6H42ZM47 5H49V4H47ZM52 5H53V4H52ZM104 5H105V4H104ZM108 5H107V6H108ZM118 5L116 6V3H115L114 6L118 7ZM122 5H123V4H122ZM122 5L119 6V8L122 7ZM151 5H152V4H151ZM170 5H171V4H170ZM173 5H174V4H173ZM179 5H181V4H179ZM216 5H215V6H216ZM226 5H227V4H226ZM252 5H253V4H252ZM0 6H1V5H0ZM3 6H4V4H3ZM49 6H50V5H49ZM109 6H110V5H109ZM109 6H108V7H109ZM112 6H113V5H112ZM126 6H127V5H126ZM126 6L123 7V9H124V8H127ZM207 6H208V5H207ZM217 6H218V5H217ZM224 6H225V5H224ZM230 6H231V3H230ZM230 6H227V7H230ZM238 6H239V4H238ZM238 6H237V7H238ZM241 6H242V5H241ZM5 7H6V6H5ZM46 7H47V6H46ZM103 7H104V6H103ZM110 7H111V6H110ZM116 7H115V8H116ZM156 7H157V6H156ZM160 7H161V6H160ZM176 7H178V9H179V6H178V5H177ZM180 7H181V6H180ZM185 7H186V6H185ZM190 7H192V6H190ZM200 7H201V6H200ZM213 7H214V6H213ZM41 8H42V9H41ZM112 8H114V7H111V9H112ZM119 8H118V9H119ZM164 8H165V7H164ZM172 8H174V7H172ZM186 8H188V7H186ZM217 8H218V7H217ZM217 8H216V9H217ZM220 8H221V7H220ZM223 8H224V7H222L221 10H222ZM243 8H244V7H243ZM40 9H41V10H40ZM52 9H53V8H52ZM120 9H121V8H120ZM149 9H150V8H149ZM155 9H156L155 7L151 8L150 12H152V10H155ZM166 9H167V8H166ZM168 9H169V7H168ZM170 9H171V8H170ZM176 9H177V8H176ZM183 9H185V8H183ZM204 9H205V7H204ZM211 9H212V7H211ZM213 9H215V8H213ZM216 9H215V10H216ZM230 9H231V8H230ZM241 9H242V8H241ZM10 10H11V8H10ZM17 10H18V8L15 10L14 13H16ZM35 10H36V11H35ZM63 10H64V9H63ZM73 10H74V9H73ZM109 10H110V9H109ZM162 10H163V8H162ZM172 10H173V9H172ZM188 10H189V12H190V14H189V15H190V18L192 17V19H193V15H194V14L192 13V12H193V11H192L193 9L191 10V8H189ZM188 10L186 11V9H185L186 12H188ZM201 10H202V9H201ZM201 10H198V12L201 11ZM238 10H239V9H238ZM0 11H1V10H0ZM2 11H3V10H2ZM8 11H9V10H7V12H8ZM34 11H35V13H36V17H35L33 20H31V18H32L31 15L34 13ZM67 11H68V9H67ZM69 11H70V10H69ZM76 11L74 10V13H75V14H76ZM111 11H112V10H110V12H111ZM113 11H115V10H113ZM113 11H112V12H113ZM124 11H125V10H124ZM148 11H149V10H148ZM157 11H158V9H157ZM166 11H167V10H166ZM166 11H165V12H166ZM169 11H171V10H169ZM182 11H184V10H182ZM230 11H231V10H230ZM236 11H237V10H236ZM10 12H12V11H10ZM18 12H19V10H18ZM32 12H33V13H32ZM54 12H56V10H55ZM117 12H116V13H117ZM165 12H164V13H165ZM207 12H208V11H207ZM233 12H234V10H233ZM237 12H238V11H237ZM237 12H236V13H237ZM61 13H62V12H61ZM66 13H67V12H66ZM152 13H153V12H152ZM180 13H181V12H180ZM182 13H183V12H182ZM205 13H206V12H205ZM205 13H204V14H205ZM218 13H219V12H218ZM220 13H221V11H220ZM222 13H223V12H222ZM226 13H228V12H226ZM261 13H264V9H263V12H261ZM3 14H4V13H3ZM9 14H10V13H9ZM70 14H71V13H70ZM140 14H142V15H140ZM192 14H193V15H192ZM201 14H202V13H201ZM201 14H199V15H201ZM229 14H230V13H229ZM5 15H7V14H5ZM13 15H14V14H13ZM17 15H18V14H17ZM44 15L46 16L45 13H44ZM61 15H62V14H61ZM68 15H69V13H68ZM128 15H129V14H128ZM152 15H153V14H152ZM156 15H158V14H156ZM160 15H161V16H164L165 14L162 15V13L160 12ZM170 15H171V13H170ZM176 15H179V13L176 14ZM183 15H184V14H182V16H183ZM186 15H188V13H187ZM191 15H192V16H191ZM205 15H206V14H205ZM210 15H211V14H210ZM257 15H258V14H257ZM8 16H9V15H8ZM69 16H70V15H69ZM123 16L127 17L126 14L123 15ZM165 16H166V15H165ZM167 16H168V15H167ZM182 16H181V17H182ZM206 16H208V14H207ZM230 16H231V15H229V17H230ZM262 16H263V15H262ZM6 17H7V16H6ZM81 17H82V18H81ZM120 17H121V18H124V20H122ZM148 17H149V14H148ZM150 17H151V16H150ZM155 17H156V16H155ZM177 17H179V16H177ZM177 17H176L175 19H176V20H179L180 18L177 19ZM183 17H184V16H183ZM197 17H198V16H197ZM203 17H204V15H203ZM212 17H215V16H212ZM8 18H9V17H8ZM68 18H69V17H68ZM152 18H153V17H152ZM152 18H151V19H152ZM156 18L159 20V19H160V16H159V17H156ZM166 18H167V17H166ZM168 18H170V16H169ZM208 18H209V17H208ZM1 19H4V17H3V18H0V21H1ZM69 19H71V18H69ZM69 19H68V20H69ZM126 19H128V18H126ZM132 19H133V18H132ZM157 19H156V21H157ZM181 19H182V18H181ZM181 19H180V23H181V21H182ZM192 19H190V20H192ZM195 19H196V18H195ZM226 19H227V17H226ZM230 19H231V18H230ZM257 19H258V18H257ZM257 19H256V20H257ZM259 19H261V18L259 17ZM6 20H7V19H6ZM9 20H10V19H9ZM12 20H13V19H12ZM45 20H46V19H45ZM133 20H134V19H133ZM153 20H155V18H153ZM184 20H185V19H184ZM242 20H243V19H242ZM262 20H264V19H262ZM7 21H8V20H7ZM7 21H6V23H7ZM18 21H19V19H18ZM21 21H22V20H21ZM149 21H150V20H149ZM149 21H148V22H149ZM165 21H166V20H165ZM165 21H164V22H165ZM174 21H175V20H174ZM128 22H129V23H128ZM159 22H160V21H159ZM159 22H156V23H157V27L159 26V24H158ZM161 22H162V21H161ZM170 22H171V21H170ZM187 22H188V21H187ZM194 22H195V21H194ZM194 22H193V23H194ZM260 22H261V21H260ZM0 23H1V22H0ZM8 23H9V22H8ZM162 23H163V22H162ZM174 23H175V22H174ZM188 23H189V22H188ZM195 23H197V21H196ZM245 23H246V22H245ZM248 23H249V22H248ZM9 24H11L12 27H15V25H14V21H12V22L9 23ZM16 24H17V23H16ZM133 24H134V25L137 24V19H136V23H133ZM149 24H150V23L147 24V22H146V25H149ZM151 24H152V22H151ZM171 24H173V23L171 22ZM182 24H183V22H182ZM238 24H239V23H238ZM261 24H262V23H261ZM5 25H7V24H5ZM134 25H133V26H134ZM163 25H164V24H163ZM174 25H176V24H174ZM184 25H186V24H184ZM195 25H196V24H195ZM214 25H215V24H214ZM1 26H2V25H1ZM17 26H16V27H17ZM129 26H130V25H129ZM138 26H139V24H138ZM138 26H137V27H138ZM149 26H151V25H149ZM165 26H166V25H165ZM167 26H168V25H167ZM171 26H173V25H171ZM181 26H182V25H181ZM181 26H180V28H181ZM216 26H217V25H216ZM251 26H252V25H251ZM251 26H250V27H251ZM262 26L264 27L263 24L261 25V27H262ZM130 27H131V26H130ZM135 27H136V25H135ZM135 27H134V28H135ZM157 27H156V29H157ZM124 28H125V27H124ZM146 28H147V27H146ZM149 28H150V27H149ZM167 28H168V27H167ZM177 28H178V27H177ZM224 28H225V27H224ZM240 28H241V27H240ZM248 28H249V27H248ZM258 28H260V27L258 26ZM3 29H4V27H3ZM9 29H11V28H9ZM126 29L129 30L128 28H126ZM126 29H125V30H126ZM150 29H151V28H150ZM178 29H179V28H178ZM178 29H176V30L179 31ZM219 29H220V28H219ZM219 29H218V31H219ZM238 29H239V27H238ZM250 29H251V28H250ZM5 30H6V29H5ZM117 30L119 31L120 29H117ZM130 30H131V29H130ZM135 30H136V29H135ZM147 30H148V29H147ZM158 30H159V27H158ZM158 30H157V31H158ZM170 30H171V29H170ZM223 30H224V29H223ZM240 30H241V29H240ZM60 31H61V32H60ZM110 31H111V30H110ZM136 31H137V30H136ZM141 31H142V30H141ZM145 31H146V29H145ZM8 32H9V31H8ZM69 32H71V31H69ZM69 32H68V34L66 35V37L69 36ZM113 32H114V31H113ZM113 32H110L111 37L113 36ZM131 32H132V31H131ZM163 32H164V31H163ZM167 32H168V31H167ZM171 32H172V31H170V33H171ZM179 32H180V31H179ZM227 32H228V31H227ZM227 32H226V33H227ZM237 32H238V31H237ZM261 32H262V31H261ZM73 33H74V32H72V34H73ZM133 33H134V32H133ZM144 33L147 34V32H144ZM186 33H187V32H186ZM226 33H225V34H226ZM241 33H242V32H241ZM248 33H249V32H248ZM3 34H4V32H3ZM177 34H179V33L177 32ZM238 34H239V33H238ZM76 35H77V34H76ZM122 35H123V34H122ZM134 35H135V34H134ZM148 35H149V33H148ZM169 35H170V34H169ZM187 35H188V34H187ZM242 35H243V34H242ZM71 36H72V35H71ZM105 36H106V35H105ZM158 36H160V35H158ZM171 36H172V35H171ZM180 36H181V35H180ZM236 36H237V35H236ZM238 36H239V35H238ZM238 36H237V38H235V39H236V41H239V42H240V41L242 40V38H240L241 40H239ZM240 36H241V34H240ZM43 37H42V38H43ZM72 37H73V36H72ZM72 37H71L70 39H72ZM74 37H75V35H74ZM129 37H130V36H129ZM133 37L135 38V36H133ZM133 37H132V38H133ZM160 37H161V36H160ZM167 37H168V36H167ZM215 37H216V35H215ZM107 38H108V37H107ZM146 38H148V37L146 36ZM170 38H171V37H170ZM173 38H175V37H173ZM187 38H188V37H187ZM204 38H205V37H204ZM26 39H27V38H26ZM26 39H25V41H26ZM28 39H29V37H28ZM31 39H32V37H31ZM67 39H68V37H67ZM115 39H116V41H115ZM171 39H172V38H171ZM183 39H184V38H183ZM188 39L190 40V38H188ZM227 39H228V38H227ZM235 39H233V40L235 41ZM237 39H238V40H237ZM102 40H103V38H102ZM106 40L109 41V38L106 39ZM112 40H114V41L117 42L118 44H124V45H126L127 47H129V48L131 47V45L128 44V43L126 42L127 39H126L125 37L119 39V38H116L115 36H113V37H112ZM147 40H148V39H147ZM159 40H160V39H159ZM184 40H185V39H184ZM216 40H217V38H216ZM61 41H62V42H61ZM71 41H72V40H71ZM87 41H89V42H87ZM98 41L95 42V43L90 44V46H91V48L96 47V48H97V52H99V54H102V53L104 54V50H105V49L103 50L104 46H102V45H101V46H100V45H97V44H100V42H98ZM103 41H104V40H103ZM148 41H149V40H148ZM174 41H175V40H174ZM205 41H206V40H205ZM236 41H235V43H236ZM56 42H55V43H56ZM112 42H113V41H112ZM157 42H158V41H157ZM166 42H167V40H166ZM189 42H190V41H189ZM202 42H204V41H202ZM226 42H227V40L225 41V43H226ZM14 43H15V42H14ZM14 43H13V44H14ZM16 43H17V42H16ZM43 43H44V42H43ZM46 43H47V42H46ZM49 43H50V42H49ZM68 43H70V41H68L67 44H68ZM105 43L107 44V42H105ZM108 43H109V42H108ZM22 44H23V42H22ZM47 44H48V43H47ZM47 44H46V45H47ZM65 44H66V43H65ZM65 44H64L63 46L66 47L68 50H71V47H67ZM70 44H71V43H70ZM86 44H85V45H86ZM115 44H116V43H115ZM115 44H113V45L116 46L117 44H116V45H115ZM194 44H195V43H194ZM194 44H193V45H194ZM199 44H201V43H199ZM199 44H198V45H199ZM239 44H240V43H239ZM242 44H243V43H242ZM14 45H15V44H14ZM38 45H39V43H38ZM48 45H49V44H48ZM107 45H109V44H107ZM107 45H106V46H107ZM202 45H203V44H202ZM214 45H215V43L212 45V46H213L212 48H214ZM237 45H238V42L236 43V46H237ZM16 46H19V45H16ZM16 46H15V47H16ZM22 46H23V45H22ZM40 46H41V45H40ZM44 46H45V45H43V47H44ZM63 46H62V47H63ZM114 46H112V47H114ZM141 46H142V45H140L139 47L141 48ZM210 46H211V45H210ZM210 46H209V47H210ZM232 46H233V45H232ZM234 46H235V44H234ZM6 47H7V46H6ZM12 47H13V46H12ZM29 47H30V46H29ZM121 47H122V46H121ZM146 47H147V46H146ZM158 47H159V44H158V46H157V49H158ZM197 47H199V46H197ZM223 47H224V45H223ZM16 48H17V47H16ZM91 48H89L90 50L88 49V50H89V51H88L89 54H90V52H92V51H91V50H92ZM107 48H109V47H107ZM107 48H106V49H107ZM110 48H111V46H110ZM116 48H117V47H116ZM163 48H164V47H163ZM163 48H161L162 50H160V52L163 51ZM194 48H195V47H194ZM232 48H233V47H232ZM234 48H235V47H234ZM240 48H241V47H240ZM242 48H243V47H242ZM0 49H1V48H0ZM14 49H15V48H14ZM58 49H59V48H58ZM85 49H86V48H84V50H85ZM120 49H121V48H120ZM126 49H127V48H126ZM138 49H139V48H138ZM157 49H156V51H157ZM159 49H160V48H159ZM195 49L197 50L198 48H195ZM202 49H203V48H202ZM202 49H201V50H202ZM10 50H11V49H10ZM15 50H16V49H15ZM15 50H14V51H15ZM80 50H81V49H80ZM82 50H83V49H82ZM84 50H83V51H84ZM112 50H113V49H111V51H112ZM115 50H116V49H115ZM131 50H133V47H132ZM145 50H146V49H145ZM201 50H200V51H201ZM211 50H212V49H211ZM216 50H217V49H216ZM216 50H213V53L211 54L212 57H213L214 51H216ZM230 50H232V49H230ZM1 51H2V49H1ZM14 51H13V52H14ZM107 51H108V50H107ZM111 51H109V52H111ZM121 51H122V50H121ZM126 51H127V50H126ZM136 51H137V49H136ZM139 51H140V50H139ZM190 51H191V50H190ZM197 51H198V50H197ZM217 51H218V50H217ZM13 52H12V53H13ZM15 52H17V51H15ZM39 52H40V51H39ZM61 52H62V50H61ZM76 52H77V50H76ZM76 52H75V53H76ZM93 52H94V51H93ZM105 52H106V50H105ZM142 52H143V51H142ZM142 52H141V53H142ZM166 52H167V51H166ZM219 52H220V51H219ZM241 52H242V51H241ZM2 53H3V52H2ZM62 53H65V54H66V51H65V52H62ZM72 53H74V52H72ZM111 53H112V52H111ZM115 53H118V52H115ZM121 53H122V52H121ZM121 53H120V54H121ZM131 53L133 54V53H135V52L131 51ZM176 53H178V52H176ZM199 53H200V52H199ZM199 53H198V54H199ZM210 53H211V51H210ZM210 53H209V55L207 54V55H208V56H207V57H208L207 59H211V60H213L211 57H209V56H210ZM32 54H33V53H32ZM65 54H64V55H65ZM122 54H123V53H122ZM137 54H138V52H137ZM156 54H158V53H156ZM159 54H160V53H159ZM203 54H204V51H203ZM203 54H202V55H203ZM222 54H223V53H222ZM234 54H235V53H234ZM240 54L242 55V53H240ZM8 55H9V54H8ZM15 55H16V54H15ZM19 55H20V54H19ZM47 55H48V54H47ZM47 55H46V56H47ZM54 55H55V53H54ZM64 55L62 54V56H61V54H60L59 56L61 57V59H65V56H64ZM70 55H72V54H70ZM70 55H69V57H70ZM74 55H75V54H74ZM84 55H85V54H84ZM92 55L94 56L93 53L90 54V56H92ZM113 55H114V54H113ZM134 55H135V54H134ZM134 55H133V56L130 55V56H131V57H134ZM161 55H162V54H161ZM166 55H167V54H166ZM192 55H193V54H192ZM200 55H201V54H200ZM202 55H201V57H203ZM215 55H216V54H215ZM217 55H218V53H217ZM226 55H227V54H226ZM261 55H262V54H260V56H261ZM13 56H14V55H13ZM16 56H17V55H16ZM27 56H28V55H27ZM75 56H76V57H74V58H77V59H76V61H77V60H78V57H77V55H75ZM82 56H83V55H82ZM82 56H79V57H80V60H81V57H82ZM86 56H87V57H90L89 55H86ZM93 56H92V57H93ZM128 56H129V55H127V58H128ZM163 56H165V55H163ZM163 56H162V58H163ZM218 56H219V55H218ZM218 56H217V58H218ZM229 56H230V55H229ZM14 57H15V56H14ZM19 57H22V56H19ZM23 57H24V56H23ZM35 57H36V56H35ZM47 57H48V56H47ZM50 57H51V56H50ZM67 57H68V56H67ZM69 57H68V58H69ZM96 57H97V55H96ZM98 57H99V56H98ZM104 57H105V56H104ZM121 57H122V56H121ZM131 57H130V58H131ZM139 57H140V56H139ZM158 57H159V56H158ZM174 57H175V56H174ZM188 57H189V56H188ZM241 57H242V56H241ZM6 58H7V57H6ZM54 58H55V57H54ZM70 58H71V57H70ZM84 58H85V57H82V59H84ZM90 58H91V57H90ZM122 58H123V57H122ZM136 58H137V57H136ZM162 58H161V63L164 62L163 64H165V62H166L167 60H165L164 58H163L164 60H162ZM191 58H192V57H191ZM198 58H199V56H198ZM198 58H197V59H198ZM219 58H220V57H219ZM237 58H238V57H237ZM11 59H12V58H11ZM14 59H15V58H14ZM16 59H17V58H16ZM58 59H59V58H58ZM58 59H57V60H58ZM86 59H88V58H86ZM86 59H84V60L86 61ZM101 59H102V58H101ZM112 59H113V58H112ZM188 59H190V58H187V60H188ZM220 59H221V58H220ZM239 59H240V58H239ZM5 60H6V59H5ZM5 60H4V61H5ZM32 60H33V59H32ZM41 60H42V59H41ZM41 60H40V61H41ZM70 60H72V59H70ZM109 60H110V59H109ZM139 60H140V58H139ZM192 60H193V63H194V61H196V60H194V58H192V59L189 60V61H192ZM199 60H200V59H199ZM199 60L197 61L198 63H199ZM201 60H202V59H201ZM12 61H13V60H12ZM16 61H17V60H16ZM45 61H46V60H45ZM55 61H56V60H55ZM67 61H68V59H67ZM67 61H66V62H67ZM76 61H75V62H76ZM78 61H79V60H78ZM87 61H88V60H87ZM99 61H100V60H99ZM115 61H116V60H115ZM117 61H118V60H117ZM117 61H116V63H117ZM129 61H130V59H129ZM134 61H136V60H134ZM134 61H133V62H134ZM150 61H151V60H150ZM150 61H148V62L150 63ZM171 61H172V60H171ZM182 61H183V60H182ZM213 61H214V60H213ZM213 61H212V62L209 61L208 63L211 62V63L213 64V63H214ZM233 61H234V59H233ZM239 61L241 62V60H239ZM13 62H14V61H13ZM17 62H19V61H17ZM59 62H60V61H59ZM61 62H62V64H63V61H61ZM70 62H71V61H70ZM75 62H73V64H74ZM80 62L82 63V61H79L78 63L80 64ZM93 62H94V61H93ZM183 62H184V61H183ZM200 62H201V61H200ZM217 62H218V61H216V63H217ZM221 62H222V61H221ZM221 62H220V63H221ZM236 62H237V60H236ZM240 62H239L237 65H241ZM243 62H244V61H243ZM5 63H6V61H5ZM35 63H37V62H35ZM39 63H40V62H39ZM67 63H68V62H67ZM67 63L64 62V64H67ZM76 63H77V62H76ZM83 63H84V62H83ZM86 63H87V62H86ZM91 63H92V62H91ZM98 63H99V62H98ZM104 63H106V62H104ZM104 63H103V64H104ZM110 63H112V62L110 61ZM113 63H114V61H113ZM120 63H121V62H120ZM128 63H129V62H128ZM137 63H138V62H137ZM166 63H167V62H166ZM178 63H179V62H177V64H178ZM184 63H185V62H184ZM241 63H242V62H241ZM9 64H10V62H9ZM9 64H8V65H9ZM41 64H42V62H41ZM41 64H40V66H41V68H42V65H41ZM62 64H61V65H62ZM89 64H90V62H89ZM121 64H122V63H121ZM123 64H124V62H123ZM181 64H182V63H181ZM199 64H200V63H199ZM242 64H243V63H242ZM244 64L247 65L246 63H244ZM244 64H243V65H244ZM255 64H256V63H255ZM17 65H18V64H17ZM38 65H39V64H38ZM54 65H55V64H54ZM54 65H52V66H54ZM70 65H71V64H70ZM75 65H77V64H75ZM86 65H87V64H86ZM91 65H92V64H91ZM97 65H98V64H97ZM108 65H109V64H108ZM135 65H136V64H135ZM135 65H133V66H135ZM161 65H162V64H160V66H161ZM170 65H171V64H170ZM179 65H180V64H179ZM194 65H195V63H194ZM204 65L206 66V64H204ZM207 65H208V64H207ZM209 65H210V64H209ZM217 65H218V64H217ZM33 66H34V64H33ZM33 66H32V67H33ZM40 66H39V68H40ZM55 66H56V65H55ZM55 66H54V67H55ZM65 66H66V65H65ZM72 66H73V65H72ZM77 66H78V65H77ZM84 66H85V65H84ZM87 66H88V65H87ZM92 66L95 67L94 65H92ZM103 66H105V65H103ZM129 66H130V64H129ZM129 66H128V67H129ZM145 66H146V65H145ZM145 66H143V67H145ZM154 66H156V65H155V61H154ZM163 66L166 67V65H163ZM172 66H173V65H172ZM174 66H175V64H174ZM210 66H212V65H210ZM210 66H209V67H210ZM251 66H253V65H251ZM255 66H256V65H255ZM18 67H19V65H18ZM54 67H51L52 70H53ZM56 67H57V66H56ZM59 67H60V66H59ZM66 67H68V65H67ZM78 67H79V66H78ZM78 67H77V69H78ZM88 67H89V68H88ZM88 67H84V68L86 69V72H87V69H90V70H91V66H88ZM93 67H92V68H93ZM96 67H97V66H96ZM106 67H107V66H106ZM106 67H105V68H106ZM110 67H111L112 69H113V68H114V69H115V68H116V69H120L121 66H120V65H117V64H116V65L111 64ZM110 67H109V68H110ZM125 67H126V66H125ZM146 67H149V68H148L149 70H150V68H152V66H151L150 64H149V66H146ZM156 67H157V66H156ZM176 67H177V66H175V68H176ZM178 67H180V66H178ZM189 67H190V66H189ZM189 67H187V68H189ZM209 67H207V69H206V71H208V76L210 75L209 70L211 69V67H210V68H209ZM222 67H223V66H222ZM241 67H242V65L240 66V68H241ZM243 67H244V66H243ZM243 67H242V68H243ZM4 68H5V67H4ZM8 68H9V67H8ZM16 68H17V67H16ZM22 68H24V69L26 70L25 67H22ZM62 68L64 69L63 65H62ZM62 68H61V70H62ZM70 68H71V67H70ZM70 68H69V69H70ZM75 68H76V66H75ZM75 68L72 67V70H75ZM84 68H82V70H83ZM105 68L102 69V70L100 69V70H101V71H104ZM162 68H164V67H161V69H162ZM192 68H193V66H192ZM208 68H209V70H208ZM6 69H7V68H6ZM30 69H31V68H30ZM32 69H34V68H32ZM37 69H38V68H37ZM37 69H36V70H37ZM65 69H66V68H65ZM69 69H68V72H69ZM85 69H84V70H85ZM93 69H95V68H93ZM107 69H108V68H107ZM129 69H130V68H129ZM148 69H147V70H148ZM153 69H154V68H153ZM156 69H157V68H156ZM159 69H160V67L158 68V71H159ZM165 69H166V68H165ZM171 69H173V67H171ZM176 69H177V68H176ZM176 69H174V70H176ZM185 69H186V68H185ZM185 69H184V70H185ZM197 69H198V68H197ZM200 69H201V68H200ZM222 69H223V68H222ZM14 70H15V69H14ZM14 70H13V71H14ZM16 70H18V68H17ZM25 70H24V71H25ZM34 70H35V69H34ZM34 70H33V71H34ZM66 70H67V69H66ZM72 70H71V71H72ZM80 70H81V66H80ZM80 70H78L77 72H79ZM84 70H83V71H84ZM100 70H99V71H100ZM109 70H110V69H109ZM109 70H108V71H109ZM149 70H148V71H149ZM151 70H152V69H151ZM154 70H155V69H154ZM223 70H225V69H223ZM223 70H222V71H223ZM7 71H8V69H7ZM13 71H12V72H13ZM21 71H22V69H21ZM26 71L28 72V70H26ZM26 71H25V72H26ZM33 71H32V72H33ZM37 71H38V70H37ZM71 71H70V72H71ZM93 71H94V72H93ZM93 71H92V72L90 71V76H92V75L94 74V75H96V76L99 75V77H100V75H101L100 72H101V71L98 72V71H96V69L93 70ZM113 71H116V70H113ZM127 71H128V70H127ZM129 71H130V70H129ZM161 71H162V70H160V72H161ZM176 71H178V72H177L178 76H177V75H176V76H177L179 79H182L183 76H182L181 73H182L183 71H181V73H180V70H176ZM176 71H175V72H176ZM230 71H233V70H230ZM22 72H23V71H22ZM30 72H31V71H29V73H30ZM62 72H63V71H62ZM64 72H65V71H64ZM66 72H67V71H66ZM75 72H76V70H75ZM75 72H74V73H75ZM88 72H89V70H88ZM109 72H110V73H113L112 71H109ZM140 72H143V71L141 70ZM140 72H139V73H140ZM155 72H156V71H155ZM197 72H198V71H197ZM211 72H212V70H211ZM223 72H224V71H223ZM257 72H258V71H257ZM6 73H7V72H6ZM20 73H21V72H20ZM35 73H36V72H34V76H35ZM47 73H48V72H47ZM47 73H46V74H47ZM56 73H57V71H56ZM72 73H73V72H72ZM74 73H73V76H72V75L70 76L71 73H67L68 75H67L66 73H65V74H66L67 76H70V77H75L76 75L74 76ZM82 73H83V72H82ZM91 73H93V74L91 75ZM105 73H106V72H105ZM107 73H108V72H107ZM107 73H106V74H107ZM114 73H115V72H114ZM117 73H118V72H117ZM126 73H127V72H126ZM126 73H125V74H126ZM128 73H132V71H130V72H128ZM146 73H147V72H146ZM148 73H149V72H148ZM152 73H153V70H152ZM190 73H191V72H190ZM202 73H203V72H202ZM205 73H206V72H205ZM230 73H231V72H230ZM246 73H247V72H246ZM250 73H251V72H250ZM8 74H9V73H8ZM15 74H16V73H15ZM46 74H44V76H47ZM183 74H184V73H183ZM191 74H192V73H191ZM198 74H199V72H198ZM216 74H217V73H216ZM0 75H4V74H0ZM9 75H10V74H9ZM20 75L22 76V74H20ZM38 75H39V74H38ZM50 75H51V74H50ZM53 75H54V74H53ZM55 75H56V74H55ZM78 75H79V74H77V76H78ZM82 75H83V77L85 78V80H83V79H82V80H83L84 82H87V80H86L87 74H86V76H85L84 74H82ZM82 75H81V77H82ZM94 75H93V76H94ZM104 75H105V74H104ZM123 75H124V74H123ZM187 75H189V73H187ZM193 75H194V74H193ZM203 75H204V73H203ZM203 75H202V76H203ZM6 76H7V75H6ZM11 76H12V75H11ZM11 76H10V77H11ZM51 76H52V75H51ZM90 76L88 77V82L92 79V78H90ZM102 76H103V74H102ZM109 76H110V75H109ZM132 76H133V75H132ZM147 76H148V75H147ZM147 76H145V77H147ZM150 76H152V74H151ZM154 76H157V74L154 73ZM154 76H153V77H154ZM174 76H175V74H174ZM174 76H173V78H174ZM176 76H175V77H176ZM194 76H195V75H194ZM194 76H192V77H194ZM216 76H217V75H216ZM0 77H1V79H2V76H0ZM18 77H19V76H18ZM31 77H32V74H31ZM37 77H38V76H37ZM39 77H40V76H39ZM39 77H38V78H39ZM52 77H53V76H52ZM52 77H51V79H52ZM56 77H57V76H56ZM65 77H66V76H65ZM110 77H111V76H110ZM110 77L107 78V80H109ZM124 77H125V76H124ZM192 77H191V78H192ZM204 77H206V76H204ZM220 77H221V76H220ZM220 77H219V80H220ZM11 78H12V77H11ZM15 78H16V77H15ZM19 78H20V77H19ZM32 78H33V77H32ZM32 78H31V79H32ZM35 78H36V77H35ZM35 78H34V79H35ZM42 78H43V77H42ZM89 78H90V79H89ZM93 78H94V77H93ZM101 78H102V77H101ZM103 78H104V77H103ZM111 78H112V77H111ZM137 78H138V77H137ZM147 78H148V77H147ZM157 78H158V77H157ZM185 78H186V76H185ZM194 78H195V77H194ZM215 78H216V77H215ZM21 79H23V78H21ZM45 79H46V77H45ZM49 79H50V78L48 77V80H47V81H49ZM58 79H59V76H58ZM73 79L76 80V77L73 78ZM77 79H78V78H77ZM104 79H106V77H105ZM104 79H103V80H104ZM112 79H113V78H112ZM114 79H116V78L114 77ZM124 79H125V78H124ZM152 79H153V78L151 77V80H150V81H153ZM176 79H177V78H176ZM188 79H190V78H188ZM202 79H204V78L202 77ZM202 79H199V80H202ZM209 79H211V78L209 77ZM255 79H256V78H255ZM8 80H10V79H8ZM12 80H13V79H12ZM28 80H30V79H28ZM32 80H33V79H32ZM39 80H40V79H39ZM69 80H70V79H69ZM98 80H100V78H99ZM154 80H156V79H154ZM191 80H192V79H191ZM199 80H198V81H199ZM252 80H253V79H252ZM0 81H1V80H0ZM16 81H17V80H16ZM18 81H19V80H18ZM37 81H38V80H37ZM41 81H42V83H41ZM41 81H40L39 83L42 84V86L44 87V85H45L44 83H47V81H46V82H43L44 80H41ZM91 81H92V80H91ZM96 81H97V79H96ZM101 81H102V79H101ZM112 81H114V80H112ZM112 81H109V82H112ZM130 81H132V79H131ZM145 81H146V78H145L144 82H145ZM171 81H173V80H171ZM192 81H193V80H192ZM192 81H191V82H192ZM203 81H204V80H203ZM203 81H202V83H203ZM205 81H206V79H205ZM205 81H204V82H205ZM213 81H214V80H213ZM30 82H31V81H30ZM33 82H34V81H33ZM33 82H32V83H33ZM64 82H65V81H64ZM74 82H75V81H74ZM76 82H77V81H76ZM81 82H82V81H81ZM107 82H108V81H107ZM153 82H154V81H153ZM174 82H175V81H174ZM193 82H194V81H193ZM223 82H225V81H223ZM53 83H54V82H53ZM65 83H66V82H65ZM65 83H64V85H65ZM82 83H83V82H82ZM89 83H90V82H89ZM93 83H94V80H93ZM95 83H96V82H95ZM101 83H103V81H102ZM112 83H113V82H112ZM115 83H116V82H115ZM121 83H122V79H121ZM133 83H134V81H133ZM147 83H148V82H147ZM199 83H200V81H199ZM202 83H201V84H202ZM206 83H207V82H206ZM225 83H226V82H225ZM5 84H6V83H5ZM11 84H12V83L9 82V85H11ZM25 84H26V83H25ZM30 84H31V83H30ZM61 84H62V83H61ZM79 84H80V83H79ZM84 84H85V83H84ZM87 84H88V83H87ZM91 84H92V83H91ZM91 84H90V85L88 84V85H89V86H92L93 84H92V85H91ZM97 84H99V82H98ZM116 84H117V83H116ZM125 84H126V83H125ZM201 84H200V85H201ZM204 84H205V83H204ZM204 84H203V85H204ZM256 84L258 85V83H256ZM0 85H1V84H0ZM31 85H32V84H31ZM33 85H34V83H33ZM57 85H58V84H57ZM76 85H77V89H78V83H77ZM114 85H115V84H114ZM114 85H113V86L111 85V86L114 87ZM131 85H133V84L131 83ZM171 85H172V83L169 84V87H171ZM186 85H187V84H186ZM188 85H189V84H188ZM188 85H187V86H188ZM198 85H199V84H198ZM219 85H220V84H218L217 87H218ZM253 85H255V84H253ZM21 86H23V85H21ZM21 86H20V87H21ZM45 86H46V85H45ZM66 86H67V84H66ZM82 86L85 87V86H87V85L85 84V85H82ZM82 86H81V88H82ZM94 86L97 87L96 84H95ZM94 86H92V87H94ZM118 86H119V85H118ZM129 86H130V85H129ZM138 86H139V85H138ZM172 86H173V85H172ZM174 86H175V85H174ZM174 86H173V87H174ZM207 86H208V85H207ZM23 87H24V86H23ZM30 87H31V86H30ZM38 87H39V86H38ZM58 87L60 88L61 86H58ZM73 87H74V86H73ZM102 87H103V86H102ZM120 87H121V85H120ZM122 87H123V86H122ZM122 87H121V88H122ZM164 87H165V86H164ZM178 87H179V85H178ZM192 87H193V86H192ZM208 87H209V86H208ZM256 87H258V86H256ZM260 87H261V86H260ZM67 88H68V87H67ZM88 88L90 89L91 87H88ZM109 88H110V87H109ZM109 88H108V89H109ZM118 88H119V87H118ZM128 88H130V87H128ZM131 88H132V87H131ZM131 88H130V89H131ZM189 88H190V87H189ZM195 88H196V87H195ZM200 88H201V87H200ZM213 88H214V87H213ZM213 88H212L211 90H210V89H209V90L212 92ZM218 88H219V87H218ZM20 89H21V88H20ZM22 89H23V88H22ZM33 89H34V86H33ZM85 89H86V88H85ZM89 89H87V91H89ZM92 89H93V88H92ZM97 89H98V88H97ZM104 89H105V86H104ZM104 89H103V90H104ZM116 89H117V88H116ZM133 89H134V87H133ZM137 89H138V88H137ZM178 89H179V88H178ZM178 89H177V90H178ZM201 89H203V88H201ZM226 89H227V88H226ZM26 90H27V89H26ZM36 90H37V89H36ZM39 90H40V87H39ZM69 90H70V89H69ZM82 90H83V89H82ZM103 90H102V91H103ZM113 90H114V91H117V90H115V88H114ZM138 90H139V89H138ZM171 90H172V88H171ZM177 90H176V93H177ZM188 90H189V89H188ZM194 90H195V89H194ZM220 90H221V89H220ZM251 90H252V89H251ZM258 90H259V89H258ZM5 91H6V90H5ZM13 91H14V92H13ZM13 91H12V92H9V93L11 94L10 97H8L9 95H8L7 97L5 96L6 99L9 98L8 101H7V102H8L7 104H9V105H3V104L0 103L1 111L3 110L2 113H4V112H11V110H12V108H13L14 105H16V106H17V105H18V106L21 105V102L23 101V100H22V99H23V96H22V98H20V96L18 95V94L20 93V90H18V89H14ZM63 91H64V93H66V92H65V89H63ZM66 91H67V90H66ZM96 91H97V90H96ZM130 91H131V90H130ZM143 91H144V90H143ZM163 91H165V90H163ZM210 91H209V92H210ZM222 91H223V90H222ZM253 91H254V90H253ZM21 92H22V91H21ZM36 92H39V91L37 90ZM45 92H46V88H45ZM45 92H43V93H45ZM68 92H69V91H68ZM82 92H83V91H82ZM123 92H124V91H123ZM135 92H136V91H135ZM168 92H169V91H168ZM173 92H174V91H173ZM211 92H210V93H211ZM225 92H226V91H225ZM251 92H252V91H251ZM43 93H42V94H43ZM47 93H48V92H47ZM51 93H52V92H51ZM59 93H60V89H59ZM92 93H93V92H92ZM95 93H96V92H95ZM99 93H100V92H99ZM169 93L171 94V92H169ZM184 93H186V92H184ZM229 93H231V92H229ZM27 94H28V93H26V95H27ZM37 94H39V93H36V95H37ZM40 94H41V93H40ZM40 94H39V95H40ZM42 94H41V95H42ZM67 94H68V93H67ZM96 94H97V93H96ZM100 94H101V93H100ZM113 94H114V92H113ZM135 94H136V93H135ZM163 94H164V93H163ZM206 94H207V93H206ZM217 94H218V93H217ZM219 94H220V93H219ZM219 94H218V95H219ZM224 94H225V93H224ZM231 94H232V93H231ZM4 95H5V94H4ZM24 95H25V94H24ZM26 95H25V96H26ZM59 95H60V94H59ZM62 95H65V94H62ZM68 95H69V94H68ZM68 95H65V97H70V96H68ZM94 95H95V94H94ZM98 95H99V94H98ZM105 95H106V94H105ZM211 95H212V93H211ZM227 95H228V94H226V96H227ZM42 96H43V95H42ZM42 96H41V97H42ZM99 96H100V95H99ZM115 96H117V93H115V95H114V99H115ZM123 96H124V95H123ZM131 96H132V94H131ZM209 96H210V95H209ZM216 96H217V95H216ZM236 96H237V95H236ZM254 96L256 97V95H254ZM44 97H45V96H44ZM65 97H64V98H65ZM89 97H91V96L89 95ZM103 97H104V94H103ZM106 97H107V96H106ZM210 97H211V96H210ZM210 97L207 96L206 98L210 99ZM213 97H214V96H213ZM228 97H229V96H228ZM252 97H253V95H252ZM39 98H40V97H39ZM46 98H47V95H46ZM53 98H54V97H53ZM82 98H83V97H82ZM100 98H101V97H100ZM107 98H108V97H107ZM116 98H117V97H116ZM131 98H132V97H131ZM186 98H187V97H186ZM191 98H192V97H191ZM206 98H205V99H206ZM214 98H217V97H214ZM238 98H239V97H238ZM2 99L4 100V98H2ZM2 99L0 98V102H1ZM29 99H30V98H29ZM33 99H34V98H33ZM44 99H45V98H44ZM62 99H63V98H62ZM83 99H84V98H83ZM121 99H122V97H121ZM169 99H170V98H169ZM219 99H220V98H219ZM219 99H218V100H219ZM222 99H225V98L222 97ZM222 99H220V100H222ZM247 99H248V98H247ZM249 99H250V98H249ZM41 100H42V99H41ZM48 100H49V99H48ZM73 100H74V99H73ZM85 100H86V99H85ZM85 100H84V101H85ZM111 100H112V99H111ZM118 100H119V99H118ZM183 100H185V99H183ZM189 100L192 101V99H189ZM194 100H195V99H194ZM206 100H207V99H206ZM206 100H205V101H206ZM231 100H233V99H231ZM239 100H240V99H239ZM254 100H255V99H254ZM24 101H25V100H24ZM24 101H23V102H24ZM49 101H50V100H49ZM65 101H66V99H65ZM65 101H63V103H64ZM86 101H87V100H86ZM113 101H114V100H113ZM113 101H112V102H113ZM191 101H190V102H191ZM207 101H209V100H207ZM210 101H212V98H211ZM223 101H224V100H222V102H223ZM233 101H236V102H237V100H233ZM23 102H22V103H23ZM39 102H41V101L39 100ZM68 102H69V101H68ZM68 102H67V104H68ZM74 102H75V100H74ZM74 102H73V103H74ZM81 102H82V100H81ZM89 102H90V101H89ZM89 102H88V104H89ZM118 102H119V101H118ZM171 102H172V101H171ZM171 102H170V103H171ZM182 102H183V101H182ZM192 102H193V101H192ZM24 103H25V102H24ZM30 103H31V102H30ZM44 103H45V102H44ZM44 103L42 102V104H44ZM65 103H66V102H65ZM83 103H84V102H83ZM94 103H95V102H94ZM106 103H107V102H106ZM204 103L206 104V102H204ZM210 103H211V102H210ZM210 103H209V104H210ZM219 103H220V102H219ZM224 103H226V101H225ZM230 103H231V101H230ZM262 103H264L263 100H262ZM25 104L28 105L29 103H27V101H26ZM35 104H36V103H35ZM46 104H48L47 101H46ZM74 104H75V103H74ZM81 104H82V103H81ZM81 104H80V105H81ZM109 104H110V103H109ZM118 104H120V102H119ZM173 104H174V103H173ZM182 104H183V103H182ZM190 104H191V103H190ZM205 104H204V105L202 104V105H203L202 107H204ZM216 104H217V103H216ZM216 104H213V105H216ZM232 104H234V103H232ZM232 104H230V105H232ZM235 104H236V103H235ZM250 104H251V103H250ZM37 105H38V104H37ZM39 105H40V104H39ZM58 105H60V104H58ZM70 105H71V104H70ZM94 105H95V104H94ZM191 105H192V104H191ZM206 105H207V104H206ZM225 105H226V104H225ZM236 105H237V104H236ZM236 105H235V106H236ZM238 105H239V103H238ZM68 106H69V105H68ZM95 106H96V105H95ZM102 106H103V105H102ZM119 106H120V105H119ZM169 106H170V105H169ZM226 106H227V105H226ZM249 106H251V105H249ZM28 107H29V106H27V109H29ZM40 107H41V106H40ZM96 107H97V106H96ZM96 107H94V109H95ZM100 107H101V106H100ZM100 107H99V109H101ZM106 107H107V106H106ZM148 107H150V106H147V108H148ZM160 107H161V106H160ZM178 107H179V106H178ZM208 107H209V105H208ZM220 107H221V106H220ZM233 107H234V106H233ZM33 108H34V107H33ZM44 108H45V107H44ZM64 108H66V107H64ZM90 108H92V107H90ZM147 108H146V109H147ZM151 108L153 109V106H152ZM180 108L182 109V107H180ZM205 108H206V107H205ZM205 108H204V109H205ZM214 108H215V107H214ZM234 108H235V107H234ZM251 108H252V107H251ZM260 108H261V107H260ZM37 109H38V108H37ZM80 109L83 110V109H85V108L82 109V107H81ZM154 109H155V108H154ZM191 109H193V108H191ZM204 109H203V110H204ZM208 109H209V110H208ZM208 109H207V110L210 112V108H208ZM211 109H212V107H211ZM236 109H237V108H236ZM252 109H253V108H252ZM34 110H35V109H34ZM51 110H52V109H51ZM59 110H60V109H59ZM62 110H63V108H62ZM66 110H67V109H66ZM70 110H71V109H70ZM70 110H69V111H70ZM75 110H78V108L75 109ZM81 110H80V111H81ZM88 110H89V109H88ZM88 110H86V111H88ZM144 110H145V108H144ZM144 110L141 109V112H143ZM203 110H202V111H203ZM256 110H257V109H256ZM256 110H255V111H256ZM40 111H41V110H39V112H40ZM52 111H53V110H52ZM52 111H51V114H52ZM57 111H58V110H57ZM67 111H68V110H67ZM83 111L85 112V110H83ZM99 111H100V110H99ZM147 111H148V109H147ZM177 111H178V109H177ZM187 111H188V109H187ZM204 111H206V109H205ZM222 111H223V110H222ZM226 111H228V109H226V110L224 111V113H227ZM230 111H231V110L229 109L228 112H230ZM233 111H234V110H233ZM238 111H240V109H238ZM255 111H254V112H255ZM32 112H33V111H32ZM34 112H35V111H34ZM61 112H62V111H61ZM72 112H73V111H72ZM75 112H76V111H75ZM100 112H101V111H100ZM105 112H106V110H105ZM108 112H110V110H109ZM145 112H146V110H145L143 113H145ZM178 112H179V111H178ZM198 112H199V111H198ZM209 112H208V113H209ZM236 112H237V110H236ZM245 112H246V111H245ZM252 112H253V110H251V113H252ZM257 112H258V110H257ZM47 113H48V112H46V114H47ZM64 113H65V112H64ZM85 113L87 114V112H85ZM125 113H126V112H125ZM148 113H149V112H148ZM175 113H176V111H175ZM180 113H181V112H180ZM203 113H204V112H203ZM208 113H207V114H208ZM231 113H232V112H231ZM246 113H247V112H246ZM248 113H249V112H248ZM7 114H8V113H7ZM10 114H11V113H10ZM37 114H38V115H37ZM37 114H34L35 117H36V116H39V113H37ZM51 114H50V115H51ZM59 114H60V113H59ZM76 114H77V112H76ZM104 114H105V113H104ZM110 114H111V113H110ZM128 114H129V113H128ZM139 114H140V113H138V116L140 117ZM146 114H147V112L145 113V116H146ZM154 114H155V113H154ZM159 114H160V113H159ZM183 114H184V113H183ZM185 114H186V113H185ZM190 114H191V113H190ZM205 114H206V113H205ZM205 114H203V115H205ZM207 114H206V116H207ZM236 114H237V113H236ZM240 114H241V113H240ZM253 114H254V113H253ZM115 115H116V114H115ZM129 115H131V114H129ZM129 115H128V116H129ZM152 115H153V114H152ZM175 115H176V114H175ZM198 115H199V114L195 115V117H197ZM210 115H211V113H210ZM225 115H226V114H225ZM251 115H252V114H251ZM255 115H257V114H255ZM42 116H43V115H42ZM46 116H47V115H46ZM63 116H64V115H63ZM81 116H82V115H81ZM102 116H103V115H102ZM117 116H118V114H117ZM128 116H127L126 118H128ZM131 116H132V115H131ZM142 116H143V115H142ZM156 116H157V114H156ZM178 116H179V115H178ZM221 116H223V115H221ZM238 116H240V115H238ZM245 116H247V115H245ZM248 116H249V115H248ZM248 116H247V117H248ZM35 117H34V118H35ZM44 117H45V116H44ZM60 117H61V116H60ZM84 117H86V116H84ZM88 117H89V118H93V117H94L93 113L89 114ZM121 117H122V115H121ZM146 117H147V116H146ZM149 117H150V116H149ZM149 117H148V118H149ZM160 117H161V116H160ZM174 117H176V116H174ZM174 117H173V119H174ZM190 117H192V116L190 115ZM199 117H200V115H199ZM199 117H198V119H200ZM203 117H204V116H203ZM207 117H208V116H207ZM207 117H206V118H207ZM247 117H246V118H247ZM250 117H251V116H250ZM261 117H262V116H261ZM34 118H33V119H34ZM37 118H38V117H37ZM42 118H43V117H42ZM53 118H54V117H53ZM79 118H80V117H79ZM97 118H98V117H97ZM99 118H100V117H99ZM99 118H98V119H99ZM126 118H125V119H126ZM131 118H135V117L132 116ZM171 118H172V117H171ZM206 118H205V119H206ZM211 118H212V117H211ZM214 118H215V117H214ZM225 118L227 119V116H226ZM228 118H229V117H228ZM239 118H240V117H239ZM239 118H238V119H239ZM241 118H242V117H241ZM241 118H240V119H241ZM45 119H46V118H45ZM64 119H65V118H64ZM64 119H63V120H64ZM119 119H120V118H119ZM121 119H122V118H121ZM125 119H124V120H125ZM142 119H143V118H142ZM162 119H163V118L161 117V120H162ZM164 119H165V118H164ZM173 119H171V120H173ZM203 119H204V118H203ZM238 119H237V120H238ZM242 119H243V118H242ZM247 119H248V118H247ZM38 120H39V118H38ZM81 120H82V119H81ZM86 120H87V119H86ZM90 120H92V119H90ZM93 120H94V119H93ZM113 120L115 121L114 118H113ZM151 120H152V118H151ZM195 120H197V119H195ZM206 120H208V118H207ZM212 120H213V119H212ZM252 120H253V119H252ZM252 120H251V121H252ZM41 121H42V120H41ZM114 121H113V122H114ZM117 121H118V120H117ZM153 121H154V120H153ZM163 121H164V120H163ZM163 121H162V122H163ZM167 121H168V120H167ZM192 121H193V120H192ZM210 121H211V120H210ZM260 121H261V120H260ZM39 122H40V121H39ZM98 122H99V120H98ZM132 122H133V120H132ZM135 122H136V121H135ZM137 122H139V121H137ZM162 122H161V123H162ZM165 122H166V121H165ZM171 122H176V121H171ZM187 122H188V121H187ZM194 122H195V121H193L192 125L194 124ZM198 122H199V120H198ZM203 122H204V124H203V128H204V125H205V126H208V125L210 126V124H207V125L205 124V120H204ZM220 122H222V120H221ZM225 122H226V121H225ZM230 122H232V121L230 120ZM237 122H238V121H237ZM241 122H242V121H241ZM249 122H250V121H249ZM249 122H248V123H249ZM252 122H253V121H252ZM55 123H59V124H57L56 126H58V128H59V129H58V132H60L61 134L68 135V132H69V133H72V132H70V129H69L68 125H63V124H62V120H60V122H59L58 119H55ZM70 123L72 124V122H70ZM81 123H82L81 121H78V122H76V123H73V126L71 127V131H73V130H76V131L80 130L79 128H80ZM121 123H122V122H121ZM130 123H131V121H130ZM143 123H144V122H143ZM147 123H148V122H147ZM154 123H155V121L153 122V124H154ZM161 123H160V124H161ZM163 123H164V122H163ZM184 123H185V122H184ZM200 123H201V121H200ZM200 123H199V124H200ZM209 123H210V122H209ZM217 123H218V122H217ZM250 123H251V122H250ZM259 123L261 124L262 122H259V121H258V124H259ZM83 124H84V122H83ZM95 124H96V123H95ZM118 124H119V122H118ZM140 124H141V123H140ZM145 124H146V123H145ZM155 124H156V123H155ZM155 124H154V125H155ZM196 124H197V123H196ZM201 124H202V123H201ZM214 124H216V123H214ZM226 124H227V122H226ZM226 124H225V125H226ZM237 124L239 125V122H238ZM237 124H236V125H237ZM252 124H253V123H252ZM258 124H257V125H258ZM109 125H111V123H110V124H109V123H103V124H101L100 127L106 130V129H108V128L110 127ZM113 125H114V124H113ZM131 125H133V124H131ZM135 125H136V124H135ZM147 125H148V124H147ZM172 125H173V124H172ZM172 125L170 124L169 126L171 127ZM182 125H183V124H182ZM184 125H185V124H184ZM219 125H220V123H219ZM223 125H224V123H223ZM223 125H222V126H223ZM225 125H224V126H225ZM228 125H229V121H228ZM241 125H242V124H241ZM249 125H250V124H249ZM253 125H254V124H253ZM261 125H263V124H261ZM261 125L259 126V127H260V129H259L260 131H261L262 127H263V126L261 127ZM95 126H96V125H95ZM97 126H98V125H97ZM111 126H112V125H111ZM121 126H122V125H121ZM145 126H146V125H145ZM166 126H167V125H166ZM169 126H167V127L169 128ZM174 126H175V123H174ZM177 126H178V124H177ZM177 126H176V127H177ZM216 126H217V125H216ZM222 126H221V127H222ZM230 126H231V125H229V129L232 128V127L230 128ZM82 127H83L84 129H87L88 126H86V125L84 124V126H82ZM118 127H119V126H118ZM134 127H135V126H134ZM142 127H143V126H142ZM159 127H160V126H159ZM172 127H173V126H172ZM191 127H194V126H191ZM221 127H220V128H221ZM225 127H227V126H225ZM235 127H236V126H235ZM249 127H251V126H249ZM52 128H53V127H52ZM101 128H99V129H101ZM122 128H123V127H122ZM241 128H242V126H241ZM144 129H145V128H144ZM169 129H170V128H169ZM169 129H167V130H169ZM182 129H183V128H182ZM182 129H181V130H182ZM192 129H193V128H192ZM192 129H191V130H192ZM206 129H207V127H206ZM213 129H214V128H213ZM243 129H244V125H243ZM246 129H247V128H246ZM248 129H249V128H248ZM119 130H121V129H119ZM138 130H139V129H138ZM142 130H143V129H142ZM170 130H171V129H170ZM172 130H173V132H174V129H172ZM194 130H196V129H194ZM194 130H192V131L194 132ZM204 130H205V128H204ZM214 130H215V129H214ZM238 130H241V129L239 128ZM259 130H258V131H259ZM1 131H2V132H1V136H2V137H5V139H7V137H8L10 134L7 132V130L5 129V127L1 128ZM103 131H104V130H103ZM139 131H140V130H139ZM145 131H146V130H145ZM153 131H154V130H153ZM153 131H152V133H153ZM158 131H159V130H158ZM161 131H162V130H161ZM182 131H183V130H182ZM207 131H208V130H207ZM209 131H210V130H209ZM209 131H208V132H209ZM215 131H216V130H215ZM215 131H214V132H215ZM232 131H233V130H232ZM241 131H242V130H241ZM256 131H257V129L255 130V132H256ZM260 131H259L258 133H260ZM263 131H264V130H263ZM121 132H122V131H121ZM131 132H133V131H131ZM136 132H137V131H136ZM171 132H172V131H171ZM171 132H170V133H171ZM179 132H180V131H179ZM193 132H192V133H193ZM203 132H206V130L203 131ZM203 132H202V134H203ZM208 132L206 133L207 135L210 133V132H209V133H208ZM221 132H222V131H220V133H221ZM73 133H75V131H74ZM86 133H89V131H86ZM86 133H85L84 135H86ZM98 133H99V132H98ZM170 133H169V136H170ZM187 133H188V132H187ZM194 133H195V132H194ZM194 133H193V134H194ZM231 133H233V132H230V134H231ZM23 134H24V133H23ZM31 134H32V133H31ZM144 134H146V133L144 132L143 135H144ZM147 134H148V133H147ZM149 134H150V133H149ZM163 134H164V131H163ZM202 134L200 133V135H202ZM224 134H225V133H224ZM253 134H254V131H253ZM256 134H257V132H256ZM76 135H79V134H76ZM87 135H88V134H87ZM89 135H90V134H89ZM99 135H100V134H99ZM150 135H151V134H150ZM153 135H154V134H153ZM157 135H158V134H157ZM157 135L155 134V136H156L157 139H158V137H160V136H157ZM159 135H161V138H163V137H162V133L159 134ZM190 135H191V134H190ZM203 135H204V134H203ZM203 135H202V136H203ZM210 135H211V134H210ZM233 135H234V133H233ZM235 135H238V134H235ZM240 135H241V134H240ZM259 135H260V137H261V134H258V136H259ZM30 136H31V135H30ZM73 136H74V135H73ZM82 136H83V135H82ZM137 136H138V135H137ZM177 136H178V134H177ZM187 136H188V134H187ZM204 136H206V135H204ZM212 136H213V134H212ZM223 136H224V135H222L221 138H222ZM231 136H232V135H231ZM253 136H254V135H253ZM88 137H89V136H88ZM170 137H172V136H170ZM173 137H174V136H173ZM192 137H193V136H192ZM206 137H207V136H206ZM210 137H211V136H210ZM224 137H225V136H224ZM260 137H259V138H260ZM67 138H68V137H67ZM137 138H138V137H137ZM140 138H141V137H140ZM166 138H167V137H166ZM166 138H165V139H166ZM190 138H191V137H190ZM193 138H194V137H193ZM203 138H204V137H203ZM214 138H215V137H214ZM252 138H253V137H252ZM256 138H257V137H256ZM259 138H258V139H259ZM19 139H22V137L19 138ZM83 139H85V137H84ZM86 139H87V138H86ZM157 139H155V140L157 141ZM181 139H182V138L180 137V140H181ZM204 139H205V138H204ZM210 139H211V138H210ZM225 139H226V138H225ZM247 139H248V138H247ZM247 139H246V140H247ZM63 140H64V139H63ZM76 140H77V139H76ZM88 140H89V139H88ZM88 140H87V141H88ZM91 140H92V139H91ZM166 140H167V139H166ZM176 140H177V139H176ZM194 140H195V139H194ZM202 140H203V139H202ZM213 140H214V139H213ZM241 140H242V139H241ZM261 140H262V139H261ZM261 140H260V141H261ZM54 141H55V140H54ZM56 141H57V140H56ZM89 141H90V140H89ZM89 141H88V142H89ZM139 141H140V143H141V140H139ZM161 141H163V140H161ZM169 141H170V140H169ZM169 141H168V144L170 145L171 142L169 143ZM171 141H172V140H171ZM181 141H182V140H181ZM189 141H190V140H189ZM199 141H200V140H199ZM205 141H207V140H206V139L204 140V142H203L204 144H205ZM257 141H258V140H257ZM84 142H85V141H84ZM93 142H94V140H93ZM137 142H138V141H137ZM165 142H167V141H165ZM165 142H164V143H165ZM177 142H178V141H177ZM190 142H191V144H189V143H188V144H189V145H192V144H193L192 141H190ZM195 142H196V141H195ZM212 142H213V141H212ZM224 142H225V141H224ZM258 142H259V141H258ZM37 143H38V142H37ZM48 143H49V142H48ZM78 143H79V145H80L81 142H78ZM82 143H83V142H82ZM82 143H81V144H82ZM118 143H119V142H118ZM152 143H153V142H152ZM164 143H163V144H164ZM203 143H201V144H203ZM209 143H210V142H209ZM209 143H208V144H209ZM244 143L246 144L245 141H244ZM244 143H242V144L240 143L241 146H242ZM5 144H6V143H5ZM35 144H36V143H35ZM87 144H88V143H87ZM122 144H123V143H122ZM155 144H156V143H155ZM179 144H180V142H179ZM183 144L187 145V142L184 141ZM204 144H203V145H204ZM213 144H214V143H213ZM222 144H223V143H221L220 145L223 146ZM227 144H228V142H227ZM238 144H239V143H238ZM258 144H259V143H258ZM32 145H33V144H32ZM38 145H40V143H39ZM43 145H44V144H43ZM55 145H56V143H55ZM55 145H54L53 148H55ZM85 145H86V144H85ZM135 145H137V144H135ZM156 145H157V144H156ZM165 145H166V144H165ZM181 145H182V144H181ZM185 145H182V146L179 145V147L181 148V150L185 149V148H183ZM220 145H219V147L221 148ZM233 145H234V144H233ZM256 145H257V144H256ZM262 145H263V143H262ZM262 145H260V146H262ZM82 146H84V145H82ZM82 146H81V147H82ZM129 146H130V145H129ZM133 146H134V145H133ZM133 146H132V147H133ZM167 146H168V145H167ZM172 146H173V145H172ZM192 146L195 147L194 145H192ZM209 146H211V145L209 144ZM236 146H237V144H236ZM236 146H235V147H236ZM243 146H244V145H243ZM35 147H36V146H35ZM38 147H39V146H38ZM41 147H42V146H41ZM60 147H63V146H60ZM81 147H80V148H81ZM122 147H123V145H122ZM130 147H131V146H130ZM135 147H136V146H135ZM135 147H134L133 149H136ZM153 147H154V145H153ZM161 147H162V146H161ZM189 147H191V146H189ZM193 147H192V148H193ZM207 147H208V145H207ZM237 147H238V146H237ZM244 147H245V146H244ZM250 147H251V146H250ZM32 148H33V147H31V149H32ZM36 148H37V147H36ZM168 148H169V149H172L173 147L170 148V147L168 146ZM175 148H176V146H175ZM175 148H174V149H175ZM182 148H183V149H182ZM186 148H187V146H186ZM37 149H38V148H37ZM39 149H40V148H39ZM82 149H83V147H82ZM116 149H117V148H116ZM161 149H163V148H161ZM166 149H167V148L165 147L164 150H166ZM204 149H205V148H204ZM207 149H208V148H207ZM212 149H213V148H212ZM218 149H219V148H218ZM262 149H263V148H262ZM55 150H56V149H55ZM63 150H64V153H65V151H66L65 148H64ZM63 150H62V151H63ZM67 150H68V149H67ZM84 150H85V149H84ZM114 150H115V149H114ZM129 150H132V148L129 149ZM164 150H162V153H163ZM181 150H180V151H181ZM200 150H201V149H200ZM210 150H211V149H210ZM253 150H254V149H253ZM260 150H261V149H260ZM16 151H17V150H16ZM36 151H37V150H36ZM40 151H42V150H40ZM86 151H87V150H86ZM119 151L121 152V150H119ZM146 151H147V150H146ZM170 151H171V150H170ZM185 151H187V149H185ZM220 151H221V149L219 150V154L222 155V153H220ZM226 151H227V150H226ZM236 151H237V150H236ZM236 151H235V152H236ZM248 151H249V149H248ZM251 151H252V150H251ZM251 151H250V152H251ZM42 152H43V151H42ZM91 152H92V151H90L89 153H91ZM124 152H125V149H124ZM134 152H135V151H134ZM156 152H157V151H155L154 153H156ZM159 152H160V151H159ZM159 152H158V153H159ZM189 152H190V151H189ZM193 152H194V151H193ZM199 152H200V151H199ZM212 152H213V151H212ZM39 153H40V152H39ZM46 153H47V152H46ZM59 153H60V152H59ZM70 153H72V152L70 151ZM78 153H79V152H78ZM80 153H81V152H80ZM84 153H85V152H84ZM86 153H87V152H86ZM130 153H131V152H130ZM136 153H137V152H136ZM138 153H139V152H138ZM145 153H149V150H148V152H145ZM158 153H157V156H158V155H162V154H158ZM165 153H166V151H165ZM175 153H176V151H175ZM178 153H179V151H178L176 154H178ZM184 153H185V152H184ZM194 153L196 154V152H194ZM200 153H201V152H200ZM217 153H218V151L216 152V154H217ZM228 153H229V152H228ZM245 153H246V152H245ZM248 153H249V152H248ZM258 153H259V152H258ZM16 154H17V152H16ZM34 154H35V153H34ZM108 154H109V153H108ZM110 154H111V153H110ZM110 154H109V155H110ZM132 154H133V151H132ZM132 154H130V155L132 156ZM150 154H151V153H149V155H150ZM176 154H175V155H176ZM187 154H188V153H187ZM235 154H236V153H235ZM240 154H241V153H240ZM44 155H45V154H44ZM87 155H89V154H87ZM109 155H108V156H109ZM115 155H116V154H115ZM121 155H122V154H121ZM143 155H144V154H143ZM146 155H147V154H146ZM152 155H153V154H152ZM163 155H164V153H163ZM168 155H169V154H167V156H168ZM175 155H174V156H175ZM178 155H179L178 157H180V154H178ZM188 155H189V154H188ZM190 155H191V154H190ZM193 155H194V154H193ZM196 155H197V154H196ZM220 155H219V156H220ZM223 155H224V153H223ZM237 155H238V153H237ZM38 156H39V154H38ZM38 156H36L35 158H37ZM56 156H58V155H56ZM66 156H67V155H65V157H66ZM171 156H172V155H171ZM171 156H169V157H171ZM185 156H186V155H185ZM219 156H218L217 158L220 159ZM232 156H234V155L232 154ZM243 156H244V154H243ZM243 156H242V157H243ZM257 156H258V155H257ZM48 157H49V155H48ZM65 157H64V160H65ZM67 157H68V156H67ZM71 157H72V156H71ZM79 157H80V156H79ZM84 157H85V156H84ZM91 157H92V156H90V158H91ZM94 157H95V156H94ZM96 157H97V156H96ZM96 157H95V158H96ZM111 157H112V156H111ZM134 157H135V155H134ZM146 157H147V156H146ZM146 157H145V158H146ZM149 157H150V156H149ZM159 157H160V158H159V160H160V159H161V156H159ZM163 157H164V156H163ZM188 157H189V156H188ZM214 157H215V156H214ZM260 157H261V156H260ZM2 158H3V157H2ZM41 158H42V157H41ZM73 158H74V157H73ZM75 158H76V157H75ZM85 158H86V157H85ZM90 158H89V159H90ZM135 158H136V157H135ZM143 158H144V156H143ZM150 158H151V157H150ZM164 158H166V157H164ZM176 158H177V157H176ZM186 158H187V157H186ZM194 158H195V157H194ZM215 158H216V157H215ZM243 158H244V157H243ZM243 158H242V159H243ZM49 159H50V158H49ZM54 159H55V158H54ZM56 159H57V158H56ZM71 159H72V158H71ZM79 159H80V158H79ZM102 159H103V158H102ZM152 159H153V158H152ZM171 159H172V158H171ZM179 159H180V158H179ZM179 159H178V160H179ZM181 159H182V158H181ZM183 159H184V158H183ZM188 159H189V158H188ZM188 159H186V160H188ZM190 159H191V158H190ZM213 159H214V158H213ZM219 159H218V160H219ZM221 159H222V158H221ZM10 160H11V158H10ZM15 160H16V159H15ZM68 160H69V159H68ZM72 160H73V159H72ZM76 160H77V159H76ZM81 160H82V159H81ZM92 160H93V159H91V161H92ZM96 160H97V158H96ZM96 160H95V161H96ZM99 160H101V159H99ZM103 160H104V159H103ZM145 160H146V159H145ZM145 160H144V161H145ZM150 160H151V159H150ZM174 160H175V158H174ZM178 160H177V162H178ZM208 160H209V159H208ZM243 160H244V159H243ZM246 160H247V159H246ZM66 161H67V160H66ZM77 161H78V160H77ZM97 161H98V160H97ZM97 161H96V162H97ZM130 161H131V160H130ZM144 161H143V162H144ZM165 161L168 162L167 159H166ZM184 161H185V160H184ZM209 161H210V160H209ZM224 161H225V160H224ZM224 161H223V162H224ZM226 161H227V160H226ZM50 162H51V161H50ZM61 162H62V161H61ZM83 162H84V161H83ZM87 162H88V160H87ZM99 162H100V161H99ZM146 162H148V160H147ZM157 162H158V161H157ZM214 162H215V159H214ZM216 162H217V161H216ZM219 162H220V161H219ZM237 162H238V161H237ZM240 162H241V160H240ZM240 162H239V163H240ZM243 162H244V161H243ZM243 162H242V163H243ZM70 163H71V162H70ZM79 163H80V161H79ZM88 163H89V162H88ZM129 163H130V162H129ZM158 163H159V162H158ZM182 163H183V162H182ZM189 163H190V162H189ZM191 163H192V162H191ZM199 163H200V162H199ZM208 163H209V162H208ZM246 163H247V162H246ZM17 164H18V163H17ZM19 164H20V163H19ZM33 164H34V163H33ZM57 164H58V163H57ZM68 164H69V163H68ZM82 164H83V163H82ZM82 164H80V165H82ZM94 164H95V163H93V165H94ZM97 164H98V163H97ZM99 164H100V163H99ZM116 164H117V162H116ZM144 164H145V162H144ZM165 164H166V163H165ZM185 164H186V161H185ZM187 164H188V163H187ZM213 164H214V163H213ZM215 164H216V163H215ZM215 164H214V165H215ZM227 164H228V163H227ZM240 164H241V163H240ZM5 165H6V164H5ZM34 165H35V164H34ZM60 165H62V164H60ZM65 165H66V164H65ZM91 165H92V163H91ZM93 165H92V167H93ZM136 165H137V164H136ZM151 165H152V164H151ZM153 165H154V164H153ZM158 165H159V164H158ZM160 165H161V164H160ZM177 165H178V164H177ZM183 165H184V163H183ZM183 165H182V166H183ZM196 165H198V164H196ZM242 165H243V164H242ZM245 165H246V164H245ZM245 165H244V166H245ZM45 166H46V165H45ZM66 166H67V165H66ZM68 166H69V165H68ZM71 166H72V165H71ZM82 166H83V165H82ZM99 166H100V165H99ZM114 166H116V165H114ZM125 166H126V165H125ZM131 166H132V165H131ZM134 166H135V165H134ZM145 166H146V165H145ZM155 166H156V163H155ZM164 166H169V164H168V165H164ZM187 166H188V165H187ZM187 166H186V168H187ZM202 166H203V165H201V167H202ZM207 166H208V165H207ZM221 166H222V165H221ZM221 166H220V168H221ZM230 166H231V165H230ZM247 166H248V163H247ZM250 166H251V165H250ZM4 167H5V166H4ZM17 167H18V166L16 165V168H17ZM20 167H22V166H20ZM25 167H26V166H25ZM42 167H43V166H42ZM80 167H81V166H80ZM92 167H91V168H92ZM107 167H108V166H107ZM119 167H120V166H119ZM122 167H123V166H122ZM127 167H128V166H127ZM146 167H147V166H146ZM152 167H153V166H152ZM156 167H157V166H156ZM180 167H181V166H180ZM189 167H190V166H189ZM191 167H193V166H191ZM210 167H212V166L210 165ZM210 167H208V168L210 169ZM232 167H233V166H232ZM241 167H242V166H241ZM8 168H9V166H8ZM53 168H54V167H53ZM63 168H64V167H63ZM72 168H73V167H72ZM76 168H77V166H76ZM85 168H86V167H85ZM93 168H94V167H93ZM115 168H116V167H115ZM140 168H141V167H140ZM144 168H145V167H144ZM157 168L160 169V167H157ZM162 168H163V170H164V167H162ZM167 168H169V167H167ZM170 168H171V167H170ZM178 168H179V167H178ZM184 168H185V167H184ZM234 168H235V167H234ZM247 168H248V167H247ZM252 168H253V167H252ZM3 169H4V168H3ZM96 169H97V168H96ZM116 169H117V168H116ZM120 169H121V168H120ZM128 169H129V167H128ZM138 169H139V168H138ZM153 169H155V168H153ZM159 169H158V170H159ZM171 169H172V168H171ZM171 169H170V170H171ZM191 169H192V168H191ZM205 169H206V167H205ZM205 169H204V172H205ZM209 169H207V171H208ZM218 169H219V168H218ZM250 169H251V167H250ZM255 169H256V168H255ZM75 170H76V169H75ZM93 170H95V169H93ZM142 170H143V169H142ZM146 170H147V169H146ZM146 170H145V171H146ZM151 170H152V169H150V171H151ZM155 170H157V169H155ZM155 170H154V171H155ZM185 170H186V169H185ZM185 170H184V171H185ZM213 170H214V169H213ZM236 170L239 171V168H238V169L236 168ZM241 170H242V169H240V171H241ZM248 170H249V169H248ZM5 171H6V170H5ZM71 171H72V170H71ZM91 171H92V170H91ZM97 171H98V170H97ZM150 171H149V172H150ZM165 171H167V170H165ZM168 171H169V170H168ZM180 171H181V170H180ZM197 171H198V170H197ZM207 171H206V172H207ZM249 171H250V170H249ZM92 172H93V171H92ZM92 172H91V173H92ZM111 172H112V171H111ZM141 172L143 173V171H141ZM151 172H152V171H151ZM151 172L148 173V174H149V175H150V174H153V177H152V178L155 180L156 176H155V178H154V175H155V174H154V172H152V173H151ZM157 172H158V171H157ZM159 172H160V171H159ZM170 172H171V171H170ZM204 172H203V175H204ZM208 172H209V171H208ZM208 172H207V173H208ZM210 172H211V171H210ZM216 172H217V171H216ZM229 172H230V171H229ZM241 172H242V171H241ZM255 172H256V170H255ZM60 173H61V172H60ZM64 173H65V171H64ZM70 173H71V172H70ZM73 173H75V172H73ZM73 173H72V174H73ZM99 173L101 174L102 172H99ZM114 173H115V172H114ZM119 173H120V172H119ZM124 173H125V172H124ZM135 173H137V172H135ZM161 173H162V172H161ZM167 173H169V172H167ZM173 173H174V172H173ZM179 173H180V172H179ZM187 173H188V172H187ZM200 173H201V172H200ZM252 173H253V172H252ZM57 174H59V173H57ZM83 174H84V173H83ZM94 174H95V173H94ZM94 174H93V175H94ZM97 174H98V173L96 172L95 175H97ZM109 174H111V173H109ZM120 174H121V173H120ZM122 174H123V173H122ZM129 174L131 175L130 172H129ZM133 174H134V173H133ZM165 174H166V173H165ZM183 174H185V173H183ZM215 174H216V173H215ZM237 174H238V172H237ZM250 174H251V173H250ZM250 174H249V177H250ZM10 175H11V174H10ZM13 175H15V174L13 173ZM66 175H67V174H66ZM69 175H70V174H69ZM86 175H87V174H86ZM113 175H115V174H113ZM142 175H143V174H142ZM144 175H145V174H144ZM149 175H147V176H149ZM73 176H74V175H73ZM98 176H99V175H98ZM98 176H97V178H98ZM109 176H110V175H109ZM121 176H122V175H120L119 178H120ZM133 176H134V175H133ZM135 176H136V175H135ZM135 176H134V177H135ZM140 176H141V175H140ZM158 176H159V175H158ZM158 176H157V177H158ZM177 176H178V175H177ZM182 176H184V175H182ZM194 176H195V175H194ZM221 176H222V175H221ZM221 176H218V178L221 177ZM259 176H260V175H259ZM259 176H258V177H259ZM57 177H58V176H57ZM74 177H75V176H74ZM93 177H94V176H93ZM99 177H101V175H100ZM127 177H129V176H127ZM150 177H151V175H150ZM150 177H149V178H150ZM162 177H163V176H161V179H162ZM180 177H181V176H180ZM226 177H228V175H227ZM226 177H225V180L228 179V178H226ZM5 178H6V177H5ZM5 178H4V179H5ZM52 178H53V175H52ZM67 178H68V176H67ZM67 178H65V179H67ZM115 178H116V177H115ZM121 178H123V177H121ZM121 178H120V179H121ZM149 178H148V179H149ZM152 178H150L149 180H147V181H149V183H148V189H149V188L151 189V187H152V185H149L150 182H151V179H152ZM164 178H165V176H164ZM168 178H170V177H168ZM182 178H183V177H182ZM182 178H181V179H182ZM193 178H194V177H193ZM198 178H199V177H198ZM201 178H202V177H201ZM210 178H211V177H210ZM218 178H217V179H218ZM246 178H247V177H246ZM254 178H255V177H254ZM9 179H10V178H9ZM19 179H20V178H19ZM19 179H18V180H19ZM89 179H90V178H89ZM92 179H93V178H92ZM95 179H96V178H95ZM100 179H101V178H100ZM108 179H109V178H108ZM120 179H119V180H120ZM128 179H130V178H128ZM134 179H135V178H134ZM143 179H144V178H143ZM153 179H152V180H153ZM172 179H173V177H172ZM179 179H180V178H179ZM183 179H184V178H183ZM185 179H186V178H185ZM221 179H223V178H221ZM249 179H250V178H249ZM85 180H87V179H85ZM85 180H84V182H85ZM110 180H111V179H110ZM114 180H115V179H114ZM154 180H153V181H154ZM166 180H167V179H166ZM166 180H165V181H166ZM168 180H169V179H168ZM189 180H190V179H189ZM200 180H201V179H200ZM229 180H230V179H229ZM245 180H246V179H245ZM255 180H256V179H255ZM60 181L62 182V180H60ZM60 181H59V182H60ZM76 181H77V180H76ZM88 181H89V183H90V180H88ZM100 181H101V180H100ZM107 181H108V180H107ZM128 181H129V180H128ZM137 181H138V180H137ZM137 181H136V182H137ZM140 181H141V179H140ZM159 181H160V180H159ZM179 181H180V180H179ZM179 181L177 182V184L179 183ZM182 181H184V180H182ZM185 181H186V180H185ZM185 181H184L183 184H185ZM253 181H254V179H253ZM2 182H3V181H2ZM6 182H7V181H6ZM34 182H35V181H34ZM54 182H55V181H54ZM54 182H53V183H54ZM79 182H80V181H79ZM97 182H98V181H97ZM102 182H103V181H102ZM124 182H125V181H124ZM138 182H139V181H138ZM145 182H146V181H145ZM167 182H168V181H167ZM169 182H170V181H169ZM203 182H204V181H203ZM246 182H247V180H246ZM0 183H1V182H0ZM3 183H4V182H3ZM3 183H1L0 185H2ZM12 183H13V181H12ZM27 183H28V182H27ZM27 183H26V185H27ZM32 183H33V182H32ZM47 183H48V182H47ZM47 183H46V184H47ZM50 183H51V182H50ZM53 183H52V184H53ZM65 183H66V182H65ZM121 183H122V182H121ZM126 183H127V182H126ZM128 183H130V182H128ZM128 183H127V184H128ZM132 183H133V182H132ZM151 183H152V182H151ZM156 183H158V182H156ZM213 183H214V182H213ZM221 183H222V181H221ZM15 184H16V182H15ZM34 184H36V183H34ZM57 184H58V183H57ZM75 184H76V183H75ZM77 184H79V183H77ZM93 184H94V183H93ZM97 184H98V186L101 188V186H102L101 182H100L101 186L99 185V183H97ZM97 184H96V185H97ZM104 184H105V183H104ZM115 184H116V183H115ZM122 184H123V183H122ZM124 184H125V183H124ZM127 184H125V185H127ZM144 184H145V183H144ZM159 184H160V183H159ZM173 184H176V183H173ZM186 184H187V183H186ZM188 184H189V182H188ZM204 184H205V183H204ZM9 185H10V184H9ZM9 185H7V186L9 187ZM55 185H56V183H55ZM88 185L90 186V184H87V186H88ZM120 185H121V184H120ZM163 185H164V184H163ZM250 185H251V184H250ZM252 185H253V184H252ZM27 186H28V185H27ZM78 186H79V185H78ZM87 186H86V188H87ZM89 186H88V187H89ZM98 186H97V187H98ZM113 186H114V185H113ZM150 186H151V187H150ZM153 186H154V183H153ZM155 186H157V185L155 184ZM164 186H165V185H164ZM177 186H178V185H177ZM185 186H187V185H185ZM185 186H184V188H185ZM201 186H202V185H201ZM207 186H208V185H207ZM211 186H212V185H211ZM248 186H249V184H248ZM59 187H60V186H59ZM62 187H63V186H62ZM104 187H105V186H104ZM107 187H108V186H107ZM122 187H123V186H122ZM122 187H120V188L122 189ZM125 187H126V186H125ZM168 187H169V186H168ZM179 187H180V186H179ZM238 187H239V186H238ZM249 187H250V186H249ZM9 188H10V189H9ZM9 188H7V187L5 188L6 190H7V189L9 190L8 193H7L8 190L5 191V190L2 189V190H0V191H1V192H2V191H5V193H4V192H3V193L6 194V195H8V194H10V192L12 191L13 187H12V188L9 187ZM15 188H16V187H15ZM51 188H52V187H51ZM112 188H113V187H112ZM123 188H124V187H123ZM134 188H135V187H134ZM137 188H138V187H137ZM146 188H147V186H146ZM154 188H155V187H154ZM165 188H167V187H165ZM187 188H188V187H187ZM205 188H206V187H205ZM233 188H234V187H233ZM236 188H237V187H236ZM241 188H242V187H241ZM45 189H46V188H45ZM49 189H50V188L48 187V190H49ZM91 189H92V188L90 187V190H91ZM101 189L104 190V189H106V188H103V187H102ZM113 189H115V186H114ZM127 189H128V187H127ZM148 189H146V190L148 191ZM185 189H186V188H185ZM185 189H184V190H185ZM190 189H191V188H190ZM190 189H189V190H190ZM210 189H211V188H210ZM210 189H209V191H210ZM239 189H240V188H239ZM244 189H245V188H244ZM246 189H248V188L246 187ZM250 189H251V188H250ZM261 189H262V188H261ZM14 190H15V189H14ZM27 190H28V191H29V190L31 191V188H28ZM43 190H44V188H43ZM48 190H47V191H48ZM52 190H53V188H52ZM78 190H80V188H78ZM82 190H83V189H82ZM90 190H89V192H90ZM95 190H96V189H95ZM115 190H116V189H115ZM122 190H123V189H122ZM125 190H126V189H125ZM134 190H135V189H134ZM141 190H142V189H139L140 192H142ZM152 190H153V189H152ZM161 190H162V189H161ZM171 190H172V189H171ZM171 190L168 188V191H171ZM176 190L178 191L179 189H176ZM180 190H181V189H180ZM184 190H182V191H184ZM187 190H188V189H187ZM191 190H192V189H191ZM194 190H195V189H194ZM242 190H243V189H242ZM251 190H252V189H251ZM20 191H21V190H20ZM47 191L45 190L46 193H47ZM55 191H57V190H55ZM58 191H59V190H58ZM101 191H102V190H101ZM107 191H108V190H107ZM116 191H117V190H116ZM130 191L132 192V190H130ZM174 191H175V190H174ZM182 191H181V192H182ZM1 192H0V194H1ZM14 192H16V191H14ZM18 192H19V191H18ZM50 192H51V191H50ZM60 192H61V191H60ZM89 192H88L87 195H89ZM99 192H100V191H98V193H99ZM102 192H103V191H102ZM102 192H100V193H102ZM104 192H105V191H104ZM128 192H129V191H128ZM128 192H127V193H128ZM149 192H150V191H149ZM159 192H160V191H159ZM161 192H162V191H161ZM191 192H192V191H190L189 193L191 194ZM193 192H195V191H193ZM201 192H202V191H201ZM257 192H258V191H257ZM12 193H13V192H12ZM12 193H11V195H13ZM73 193H74V192H73ZM100 193H99V194H100ZM116 193H117L116 195L118 196V192H116ZM127 193H126V194H127ZM138 193H139V192H138ZM177 193H178V192H177ZM206 193H207V192H206ZM216 193H217V191H216ZM216 193H215V194H216ZM236 193H237V192H236ZM242 193H243V192H242ZM253 193H254V192H253ZM260 193H261V192H260ZM260 193H259V194H260ZM42 194H44V193H42ZM42 194H41V195H42ZM94 194H95V193H94ZM99 194H97V196H98ZM113 194H114V193H113ZM131 194H132V193H131ZM140 194H141V193H140ZM140 194H137V193H136L135 195H140ZM143 194H144V192H143ZM158 194H160V193H158ZM183 194H184V193H183ZM185 194H187V192H186ZM185 194H184V196H186ZM202 194H203V193H202ZM211 194H212V193H211ZM211 194H210V195H211ZM213 194H214V192H213ZM213 194H212V195H213ZM237 194H238V193H237ZM250 194H251V192H250ZM16 195H17V194H16ZM72 195H73V194H72ZM100 195H101V194H100ZM114 195H115V194H114ZM116 195H115V196H116ZM135 195H134V196H135ZM141 195H142V194H141ZM141 195H140L141 198L138 197V196H136V197H138V200H139V199L141 200V199L143 198V195H142V196H141ZM145 195H146V193H145ZM145 195H144V196H145ZM160 195H161V194H160ZM165 195H166V194H165ZM177 195L179 196V193H178ZM191 195H193V194H191ZM198 195H200V194H198ZM255 195H256V193H255ZM4 196H5V195H4ZM37 196H40V195L37 194ZM124 196H125V191H124ZM124 196H123V197H124ZM134 196H133L132 198H136V197H134ZM169 196H170V195H169ZM172 196H173V195H171L170 197H172ZM206 196H209V195H206ZM216 196H217V195H216ZM244 196H246V195H244ZM244 196H243V197H244ZM250 196H251V195H250ZM250 196H248V197H250ZM8 197H9V196H8ZM8 197H7V198H8ZM13 197H14V196H13ZM13 197L11 196V198H13ZM60 197H61V196H60ZM85 197H86V196H85ZM123 197H122V198H123ZM154 197H155V196H154ZM158 197H160V196H158ZM182 197H183V196H182ZM187 197H188V196H187ZM198 197H199V196H198ZM201 197H202V195H201ZM213 197H215V196H213ZM224 197H225V196H224ZM234 197H235V196H234ZM257 197H258V195H257ZM257 197H256V198H257ZM5 198H6V197H5ZM9 198H10V197H9ZM11 198H10V199H11ZM66 198H67V197H66ZM81 198H83V196H81ZM122 198H121V199H122ZM124 198H126V197H124ZM130 198H131V196H130ZM147 198H148V197H147ZM151 198H152V197H151ZM189 198H190V200H191V197H189ZM196 198H197V196H196ZM207 198H208V197H207ZM207 198H205V199H207ZM211 198H212V196H211ZM216 198H218V197H216ZM225 198H226V200H227V197H225ZM225 198H224V199H225ZM240 198H241V197H240ZM240 198H239V200H240ZM254 198H255V196H254ZM263 198H264V197H263ZM263 198H262V200H263ZM88 199H89V198H88ZM119 199H120V198H119ZM152 199H154V198H152ZM152 199H151V200H152ZM162 199H163V197H162ZM170 199H173V197L170 198ZM176 199H177V198H176ZM178 199H180V198H178ZM186 199H187V198H186ZM199 199H200V197H199ZM205 199H204V200H205ZM224 199L222 198L223 203H225V202H224ZM242 199H243V198H242ZM244 199H246V198L244 197ZM251 199H252V198H251ZM57 200H59V199H57ZM57 200H56V201H57ZM86 200H87V199H86ZM89 200H91V199H89ZM93 200H94V202H95V199H94V198H93ZM115 200H117V199H115ZM130 200H131V199H130ZM133 200H134V199H133ZM135 200H136V199H135ZM135 200L132 202L133 204H134ZM143 200H144V199H143ZM156 200H157V199H156ZM167 200H168V199H166V201H167ZM194 200H195V199H194ZM202 200H203V197H202ZM202 200H201V201H202ZM204 200H203V201H204ZM210 200H211V199H210ZM218 200H219V199H218ZM218 200H217V201H218ZM4 201H5V200H4ZM6 201H7V200H6ZM28 201L30 202V200H28ZM64 201H65V200H64ZM64 201H63V202H64ZM117 201H118V203H117ZM117 201H116V204L118 205L119 202L121 203V201H123V200H121V201H120V200H117ZM131 201H132V200H131ZM131 201H129V203H131ZM174 201H175V200H174ZM184 201H185V199H184L183 201H180L181 204H182V202H184ZM187 201H189V199H188ZM195 201H196V200H195ZM197 201H198V199H197ZM201 201H200V202H201ZM203 201H202L201 203H203ZM207 201H208V200H207ZM211 201H212V200H211ZM234 201H235V200H234ZM256 201H257V200H256ZM26 202H27V201H26ZM58 202H60V201H58ZM68 202H69V201H68ZM123 202H124V201H123ZM156 202H157V201H156ZM160 202H161V201H160ZM177 202H178V201H177ZM177 202H176V203H177ZM180 202H179V203H180ZM190 202H191V201H190ZM198 202H199V201H198ZM198 202H197V203H198ZM200 202H199L198 204H200ZM204 202H205V201H204ZM214 202H215V201H214ZM237 202H239V201L237 200ZM249 202H250V201H249ZM253 202H255V201L253 200ZM262 202H263V201H262ZM22 203H23V202H22ZM96 203H97V202H96ZM135 203H137V200H136ZM152 203H153V202H152ZM223 203H222V205H224ZM227 203H228V202H227ZM232 203H233V202H232ZM69 204H70V203H69ZM107 204H108V203H107ZM123 204H124V203H123ZM155 204H156V203H155ZM157 204H158V203H157ZM160 204H161V203H160ZM172 204H173V202H172ZM174 204H175V203H174ZM174 204H173V205H174ZM188 204H189V203H188ZM188 204H187V205H188ZM190 204H191V203H190ZM192 204H193V203H192ZM195 204H196V203H195ZM198 204H196V205L198 206ZM210 204H211V203H210ZM239 204H240V202H239ZM255 204H258V203L256 202V203L252 204V206L255 205ZM92 205H94V204H92ZM117 205H115V206H117ZM128 205H130V204H128ZM164 205H165V204H164ZM182 205H184V204H182ZM196 205H195V206H196ZM200 205H201V204H200ZM213 205H214V204H213ZM236 205H238V204H237V203H233V207H235ZM240 205H241V204H240ZM240 205H239V206H240ZM246 205H247V204H246ZM249 205H250V204H249ZM258 205H259V204H258ZM31 206H32V204H31ZM50 206H51V205H50ZM60 206H61V205H60ZM85 206H87V205H85ZM95 206H98V203H97ZM106 206H107V205H106ZM115 206H113V207H111V208H114ZM119 206H120V205H119ZM131 206H132V204H131ZM151 206H152V205H151ZM157 206H158V205H157ZM180 206H181V205H180ZM180 206L176 208L177 211H179L178 208H180ZM195 206H194V207H195ZM205 206H206V204H205ZM207 206H208V205H207ZM215 206H216V205H215ZM260 206H262V205H260ZM54 207H55V206H54ZM54 207H53V208H54ZM62 207H63V206H62ZM65 207H66V206H65ZM70 207H72V206H70ZM102 207H103V206H102ZM127 207H129V206H127ZM136 207H137V206H136ZM154 207H156V205H155ZM154 207H153V209H154ZM175 207H176V206L174 205V209H175ZM185 207H186V206H185ZM189 207H190V206H189ZM198 207H199V206H198ZM227 207H228V206H227ZM253 207H254V206H253ZM262 207H263V206H262ZM67 208H68V207H67ZM85 208H86V207H85ZM85 208H84V210H83V213H84V211H85ZM93 208H94V206H93ZM95 208H96V207H95ZM97 208H98V207H97ZM104 208H105V207H104ZM106 208H107V207H106ZM118 208H119V207H118ZM123 208H124V207H123ZM123 208H120V209H123ZM207 208H208V207H207ZM222 208H223V207H222ZM222 208H221V209H222ZM239 208H240V207H239ZM87 209H88V208H87ZM89 209H90V208H89ZM99 209H100V208H99ZM99 209H98V210H99ZM102 209H103V208H102ZM116 209H117V208L115 207L114 210H116ZM150 209H151V208H150ZM174 209H173V210H174ZM186 209H187V207H186ZM193 209H194V208H193ZM204 209H205V208H204ZM209 209H210V208H209ZM211 209H212V207H211ZM213 209H214V207H213ZM216 209H217V208H215V210H216ZM219 209H220V208H219ZM226 209H227V208H226ZM232 209H233V208H232ZM240 209H241V211H242V208H240ZM240 209H239V210H240ZM248 209H249V207H248ZM248 209H247V211H248ZM252 209H253V208H252ZM260 209H261V208H260ZM57 210H58V209H57ZM61 210L63 211L62 208H61ZM64 210H65V209H64ZM70 210L72 211L73 209H70ZM98 210H97V211H98ZM100 210H101V209H100ZM112 210H113V209H110V211H112ZM154 210H155V209H154ZM158 210H159V209H158ZM164 210H165V212H166V208H165ZM190 210H191V209H190ZM195 210H196V208H195ZM235 210H236V209H235ZM250 210H251V207H250ZM25 211H27V210H25ZM59 211H60V210H59ZM79 211H80V209H79ZM119 211H121V210H119ZM123 211H124V210H123ZM127 211L130 212V210H127ZM131 211H132V210H131ZM144 211H146V210H144ZM171 211H172V209H171ZM174 211H175V210H174ZM174 211H173V213H174ZM177 211H176V214H177ZM181 211H182V209H181ZM220 211H221V210H220ZM223 211H224V209H223ZM236 211H238V210H236ZM236 211H235V213H236ZM260 211H261V210H260ZM64 212H66V211H63V212H61V213H64ZM92 212H93V211H92ZM98 212H99V211H98ZM112 212H114V211H112ZM159 212H161V211L159 210ZM167 212H168V211H167ZM249 212H252V211H249ZM249 212H248V213H249ZM27 213H28V212H27ZM30 213H31V212H30ZM90 213H91V212H90ZM102 213H103V212H102ZM115 213H116V211H115ZM115 213H114V214H115ZM119 213H120V212H119ZM130 213H131V212H130ZM149 213H151V212H149ZM149 213H148V214H149ZM162 213H163V214H167V213H164V211H162ZM169 213H170V212H169ZM185 213H186V212H185ZM212 213H213V211H212ZM214 213H215V212H214ZM214 213L212 214V217H211V215H209V216H210L211 218H214V217H213ZM216 213H217V211H216ZM220 213H221V212H220ZM226 213H227V212H226ZM228 213H229V212H228ZM238 213H240V212H238ZM238 213H237V214H238ZM253 213H254V209H253ZM262 213H263V212H262ZM56 214H57V213H56ZM152 214H153V213H152ZM154 214H155V213H154ZM154 214H153V215H154ZM171 214H172V212L170 213V216H171ZM188 214H189V213H188ZM202 214H203V212H202ZM237 214H235V215H237ZM250 214H252V213H250ZM255 214H256V213H255ZM263 214H264V213H263ZM89 215H90V214H88L87 216H89ZM117 215H118V212H117ZM117 215L115 214V217H120V216H117ZM121 215H122V214H121ZM123 215H124V214H123ZM167 215H168V214H167ZM177 215H178V214H177ZM205 215H207V214H205ZM222 215H223V214H222ZM252 215H253V214H252ZM57 216H58V217H57L58 219L61 217L60 215H57ZM80 216H82V215H80ZM98 216H99V215H98ZM113 216H114V215H113ZM113 216H111V217H113ZM124 216H125V215H124ZM129 216H130V215H129ZM146 216H147V215H146ZM157 216H158V215H157ZM170 216H169V218H170ZM189 216H190V214H189ZM197 216H198V215H197ZM232 216H234V215H232ZM240 216H241V214H240ZM51 217H52V216H51ZM55 217H56V215H55ZM99 217H100V216H99ZM102 217H103V216H102ZM143 217H144V216H143ZM143 217H141V218H143ZM149 217H150V216H149ZM154 217H155V215H154ZM163 217H164V216H163ZM163 217H161V218H163ZM165 217H166V215H165ZM165 217L163 218L164 220H165ZM171 217H172V216H171ZM178 217H179V215H178ZM217 217H218V216H217ZM236 217H237V216H236ZM249 217H251V215H249ZM24 218H26V217H24ZM57 218H56V219H57ZM69 218H70V217H69ZM69 218H68V219H69ZM78 218H79V217H78ZM80 218H81V217H80ZM92 218H93V217H92ZM124 218H125V217H124ZM126 218H127V217H126ZM172 218H173V217H172ZM172 218H171V220H172ZM207 218H208V217H207ZM218 218H219V217H218ZM224 218H225V217H224ZM228 218H232V217L229 216ZM233 218H235V217H233ZM238 218H239V214H238ZM238 218H237V219H238ZM240 218H241V217H240ZM245 218H247V217H245ZM254 218L256 219V217H254ZM258 218H259V217H258ZM262 218H263V216H262ZM89 219H90V218H89ZM109 219H111V218H109ZM112 219H115V218H112ZM112 219H111V221H112ZM147 219H148V218H147ZM159 219H160V218H159ZM186 219H187V218H186ZM193 219H195V218L192 217L191 220H193ZM215 219H216V218H215ZM24 220H25V219H24ZM54 220H55V219H54ZM63 220H64V219H63ZM70 220H71V218H70ZM81 220H82V219H81ZM87 220H88V219H87ZM87 220H86V221H87ZM91 220H92V219H91ZM118 220H119V218H118ZM126 220H127V219H126ZM126 220H125V221H126ZM143 220H144V218H143ZM156 220L158 221V219H156ZM161 220H162V219H160V223H161ZM164 220H163V221H164ZM167 220H168V218H167ZM177 220H178V219H177ZM195 220H196V219H195ZM198 220H199V219H198ZM211 220H212V219H210V221H211ZM216 220H217V219H216ZM263 220H264V218H263ZM57 221H58V220H57ZM57 221H56V222H57ZM59 221H60V219H59ZM66 221H67V219L65 220V222H66ZM78 221H80V220H78ZM111 221H110V222H111ZM115 221H117V220H115ZM125 221H124V222H125ZM146 221H147V220H146ZM157 221H156V223H157ZM163 221H162V222H163ZM169 221H170V220H169ZM181 221H182V220H181ZM185 221H186V220H185ZM203 221H204V220H203ZM206 221H207V220H206ZM212 221H213V220H212ZM222 221H223V220L221 219V221H218V222H222ZM232 221H233V220H232ZM76 222H77V221H76ZM83 222H84V221H83ZM124 222H123V223H124ZM152 222H153V221H152ZM164 222H167V221H164ZM194 222H195V221H194ZM196 222H197V220H196ZM218 222H217V223H218ZM223 222H224V221H223ZM239 222H240V221H239ZM8 223H9V222H8ZM17 223H18V222H17ZM77 223H78V222H77ZM85 223H86V222H85ZM88 223H89V221H88ZM101 223H103V221H101ZM112 223H113V221H112ZM132 223H133V222H132ZM158 223H159V222H158ZM171 223H173V222L171 221ZM179 223L181 224V222H179ZM182 223H183V222H182ZM202 223H203V222H202ZM208 223H209V220H208ZM224 223H225V222H224ZM237 223H238V222H237ZM63 224H64V223H63ZM89 224H90V223H89ZM89 224H88V226H89ZM95 224H96V223H95ZM107 224H108V223H107ZM129 224H130V223H129ZM152 224H153V223H152ZM163 224H164V223H163ZM177 224H178V223H177ZM191 224H192V223H191ZM211 224H212V223H210V225H211ZM229 224H230V222H229ZM19 225H20V223L18 224V226H19ZM71 225H73L72 222H71ZM71 225H69V226H71ZM77 225H78V224H77ZM81 225H82V222H81ZM142 225H144V224H142ZM149 225H150V224H148V226H149ZM154 225H155V224H154ZM161 225H162V224H161ZM174 225H175V223H174ZM189 225H190V223H189ZM189 225H187V226H189ZM200 225H201V224H200ZM208 225H209V224H208ZM223 225H224V224H223ZM227 225H228V224H227ZM227 225H226V226H227ZM236 225H237V224H236ZM254 225H255V224H253V226H254ZM262 225H263V223H262ZM6 226H7V225H5L4 228L0 229V249H2V248L4 247V249L10 250L9 247H7V246H9V245H7V246L5 245V243H7V240H8V234L6 235V231H5ZM18 226H17V227H18ZM21 226H22V225H21ZM78 226H79V225H78ZM78 226H77V227H78ZM84 226H85V225L83 224V227H82V228H84ZM88 226H87V227H88ZM92 226H93V225H92ZM92 226H91V227H92ZM97 226H98V225H97ZM100 226H101V225H100ZM100 226H99V227H100ZM102 226H103V225H102ZM124 226H127V224H126V225H125V224H124V225L122 224V227H124ZM131 226H132V225H131ZM150 226H151V225H150ZM150 226H149V228H150ZM152 226H153V225H152ZM152 226H151V227H152ZM191 226H192V225H191ZM195 226H196V224H195ZM226 226H225V227H226ZM255 226L257 227V226H259V224L257 223ZM54 227H55V226H54ZM66 227H67V226H66ZM91 227H90V228H91ZM94 227H95V226H94ZM103 227H105V226H103ZM119 227H120V226H119ZM119 227H118V228H119ZM128 227H129V226H128ZM132 227H133V226H132ZM142 227H143V226H142ZM154 227H155V226H154ZM160 227H162V226H160ZM165 227H166V226H165ZM179 227H180V226H179ZM203 227H204V225L202 224V227H201V228L203 229ZM205 227H207V224H205ZM208 227H209V226H208ZM210 227H212V226H210ZM217 227H218V226H217ZM217 227H215V228L217 229ZM225 227H224V228H225ZM229 227H231V225H230ZM56 228H57V227H56ZM59 228H60V226H59ZM75 228H76V227H75ZM79 228H80V227H79ZM114 228H115V227H114ZM125 228H127V227H125ZM144 228H146V226H144ZM175 228H176V225H175ZM177 228H178V227H177ZM182 228H183V226H182ZM182 228H181V229H182ZM189 228H191V227H188V228H186V229H189ZM193 228H194V226H193ZM197 228H198V227H196V229H197ZM249 228H251V230H252L254 227L252 228V227L249 226ZM249 228L247 229L244 225H242V226L239 227V229H240L239 232H237V231H238V229H237L235 233H233L232 235H230V238H231V240H230V242H231V247H230L229 244H228V247L231 249V251H234V252H236L237 254H239L238 251L240 250V248L243 247V246L246 244V240H245V239H247L248 237L254 235L253 233L251 234V233L249 232ZM257 228H258V227H257ZM13 229H14V228H13ZM16 229H21V228H16ZM22 229H23V228H22ZM61 229H62V228H61ZM86 229H87V228H86ZM86 229H85V230H86ZM135 229H136V227H135ZM142 229H143V228H142ZM183 229H185V226H184ZM199 229H200V227H199ZM204 229H206V228H204ZM225 229H226V228H225ZM23 230H24V229H23ZM50 230H52V229L50 228ZM63 230H64V228H63ZM72 230H73V229H72ZM79 230H80V229H79ZM81 230H82V229H81ZM87 230H88V229H87ZM91 230H92V229H91ZM96 230H97V229H96ZM150 230H151V229H150ZM162 230H163V229H162ZM166 230H167V229H166ZM206 230H208V232H209V229H206ZM206 230H204V231H206ZM213 230H215V229L213 228ZM213 230H211V231H213ZM227 230H228V229H227ZM254 230H256V229L254 228ZM254 230H253V231H254ZM10 231H11V230H9V232H10ZM52 231H53V230H52ZM65 231H68V230H65ZM115 231H116V230H115ZM122 231H123V230H122ZM141 231H144V229L141 230ZM164 231H165V230H164ZM167 231H169V230H167ZM170 231H171V228H170ZM173 231H174V232H175V231L178 232V230H174V228H173ZM183 231H184V230H183ZM183 231H181V233H182ZM189 231H190V230H189ZM231 231H232V230H231ZM253 231H252V232H253ZM12 232H13V230H12ZM18 232H20V231L18 230ZM18 232H17V233H18ZM88 232H89V231H88ZM117 232H118V231H117ZM124 232H126L125 229H124ZM147 232H148V231H147ZM174 232H173V233H174ZM186 232H187V231H186ZM194 232H195V230H194ZM194 232H193L192 234H194ZM208 232H206V233H208ZM215 232H216V231H215ZM221 232H222V231H221ZM223 232H224V231H223ZM262 232H263V231H262ZM7 233H8V231H7ZM17 233H14V234H17ZM20 233H21V232H20ZM20 233H19V234H20ZM24 233H25V232H24ZM49 233H50V232H49ZM149 233H150V232H149ZM155 233H156V232H155ZM155 233H154V234H155ZM157 233H158V232H157ZM171 233H172V232H170V234H171ZM175 233H176V232H175ZM200 233H201V230H200ZM200 233H199V234H200ZM206 233H205V235H206ZM212 233H213V232H212ZM230 233H231V232H230ZM19 234H18V235H19ZM22 234H23V233H22ZM27 234H28V233H27ZM55 234H56V233H55ZM59 234H61V233H59ZM59 234H57V235H59ZM114 234H116V233H114ZM119 234H123V233L120 231ZM119 234H118V235H119ZM127 234H128V233H127ZM127 234H126V235H127ZM129 234H130V233H129ZM132 234H133V233H132ZM142 234H143V233H142ZM151 234H152V233H151ZM158 234H159V233H158ZM163 234L165 235V233H162V235H163ZM182 234H183V233H182ZM187 234H188V233H187ZM203 234H204V233L202 232V235H203ZM18 235H17V236H18ZM126 235H125V236H126ZM171 235H174V234H171ZM184 235H185V233H184ZM184 235H183V236H184ZM194 235H196V234H194ZM194 235H193V236H194ZM212 235H213V234H212ZM221 235H222V234H221ZM221 235H218V236H220V238L222 239ZM227 235H229V234H227ZM257 235H258V234H257ZM261 235H262V234H261ZM14 236H15V235H14ZM17 236H16V237H17ZM19 236H20V235H19ZM19 236H18V238H19ZM48 236L51 237V234H49ZM53 236H54V235H53ZM63 236H65V235H63ZM91 236H92V235H91ZM121 236H122V235H121ZM131 236H132V235H131ZM134 236H135V233H134ZM140 236H141V235H140ZM151 236H152V235H151ZM155 236H156V235H155ZM176 236H177V233H176ZM183 236H182V238H183ZM218 236H217V237H218ZM262 236H263V235H262ZM9 237H13V236L10 235ZM20 237H21V236H20ZM25 237H26V236H25ZM49 237H47V239H48ZM114 237H116V236H114ZM119 237H120V236H119ZM136 237H138V234H137ZM147 237H148V236H147ZM188 237H189V236H188ZM204 237H205V236H204ZM209 237H210V236H209ZM227 237H228V236H227ZM53 238H54V237H53ZM53 238H52V239H53ZM124 238H127V237H124ZM130 238H132V237H130ZM133 238H135V237H133ZM143 238H144V236L142 237V239H143ZM145 238H146V237H145ZM153 238H154V237L152 236V238H151L152 240H151V241H153ZM173 238H174V239H177L175 236H173ZM173 238H171V240H172ZM179 238H180V237H179ZM190 238H191V237H190ZM228 238H229V237H228ZM9 239H10V238H9ZM16 239H17V238H15L14 240H16ZM19 239H20V238H19ZM31 239H32V238H31ZM50 239H51V238H50ZM115 239H116V238H115ZM115 239H113V240H115ZM119 239L121 240L122 238H119ZM119 239H118L117 242H119ZM157 239H158V238H157ZM161 239H162V238H161ZM167 239H168V238H167ZM174 239H173V240H174ZM183 239H184V238H183ZM183 239H182V240H183ZM196 239H197V237H196ZM198 239H199V238H198ZM201 239H203V238H201ZM218 239H219V238H218ZM24 240H25V239H24ZM54 240H55V239H54ZM116 240H117V239H116ZM129 240H130V239H127V240L125 239L126 244H127V242H128ZM139 240H141V239H139ZM148 240H150V239L147 238V242H148ZM163 240H164V239H163ZM163 240H162V241H163ZM168 240H169V239H168ZM203 240H204V239H203ZM211 240H212V239H211ZM222 240H223V239H222ZM222 240H221V241H222ZM250 240H251V239H250ZM11 241H12V240H11ZM46 241H47V240H46ZM49 241H51V240H49ZM52 241H53V240H52ZM56 241H57V240H56ZM123 241H124V239H123ZM125 241H124V242H125ZM133 241H134V240H133ZM157 241H158V240H157ZM157 241L154 240V243L157 242ZM177 241H178V240H177ZM177 241H176V242H175V240L172 241V242L170 241L169 244H174V243L178 244ZM189 241H190V240H189ZM196 241L198 242V240H196ZM199 241H200V240H199ZM201 241H202V240H201ZM15 242H16V241H15ZM29 242H30V241H29ZM124 242L121 241V243H124ZM129 242H131V241H129ZM129 242H128V243H129ZM141 242H143L142 245H141V247L144 246V249H143V250H145V249L147 250L148 247H146V245H144V244H146V240L141 241ZM144 242H145V243H144ZM182 242H185V241H182ZM190 242H192V241H190ZM209 242H210V241H209ZM219 242H220V240H219ZM54 243H55V241H54ZM112 243H113V242H112ZM159 243H160V242H159ZM185 243H186V242H185ZM187 243H189V242H187ZM187 243H186V244H187ZM193 243H195V242H192V244H193ZM211 243H213V242H211ZM220 243L222 244V243H224V241H222V242H220ZM19 244H20V243H19ZM22 244H23V241H22ZM31 244H32V243H31ZM51 244H52V243H51ZM51 244H50V245H51ZM61 244H62V243H61ZM126 244H124V245H126ZM135 244H136V243L132 244V245L134 246V249H135V247H136ZM149 244H150V242H149ZM149 244L147 243V245H149ZM181 244H182V243H181ZM190 244H191V243H190ZM192 244H191V245H192ZM209 244H210V243H209ZM216 244H217V243H216ZM247 244H248V242H247ZM247 244H246V245H247ZM263 244H264V241H263ZM13 245H14V244H13ZM23 245L25 246V244H23ZM27 245H28V244H27ZM55 245H56V244H55ZM104 245H106V244H104ZM104 245H103V246H104ZM115 245H116V244H115ZM118 245H119V244H118ZM124 245H121V246H123L122 248H124ZM129 245H130V243L127 244V245L125 246L124 249H126L127 246H129ZM139 245H140V244H139ZM139 245H138V247H139ZM151 245H152V244H151ZM153 245H154V246H153V247H154L153 249H156V248H157L156 245H158V243H156V245H155V244H153ZM188 245H189V244H188ZM196 245H197V244L195 243V245L193 244V245L191 246L193 251H191L192 253L190 252L189 255H190V254H193V252H194V254H195V250L197 249V248H195ZM198 245H199V244H198ZM24 246H22V247H24ZM29 246H30V244H29ZM94 246H96V244H94ZM94 246H93V248H94ZM113 246H114V245H113ZM133 246H132V247H133ZM155 246H156V247H155ZM182 246H184V244H182ZM194 246H195V247H194ZM199 246H200V245H199ZM225 246H226V245H225ZM30 247H31V246H30ZM30 247H29V248H30ZM58 247H59V244H58ZM63 247H64V246H63ZM89 247L92 248V246H89ZM99 247H101V246H99ZM114 247H115V246H114ZM118 247H120V246H118ZM141 247H139V248H141ZM145 247H146V248H145ZM151 247H152V246H151ZM177 247L179 248V244H178ZM191 247H189L190 250H191ZM197 247H198V246H197ZM200 247H201V246H200ZM26 248H27V247H26ZM35 248H36V247H35ZM54 248H55V246H54ZM59 248H60V247H59ZM86 248H87V247H86ZM142 248H143V247H142ZM186 248H187V247H186ZM189 248H187L188 251H189ZM193 248H195V250H194ZM214 248H215V247H214ZM220 248H222V247L220 246ZM23 249H24V248H23ZM36 249H37V248H36ZM51 249H52V247H51ZM56 249H58V248H56ZM84 249H85V248H84ZM87 249H88V248H87ZM136 249H137V247H136ZM157 249H158V248H157ZM157 249H156V250H152V251H154V255H155L156 253H158V252H157V251H158ZM183 249H184V248H183ZM224 249H225V248H224ZM31 250H32V248H31ZM31 250H29L28 253H30ZM44 250L46 251V249H44ZM85 250H86V249H85ZM85 250H84V251H85ZM97 250H98V249H97ZM100 250H101V249H100ZM117 250H119V249L116 248V251H117ZM120 250H121V247H120ZM140 250H142V249H140ZM221 250H222V249H221ZM49 251H50V250H49ZM53 251H54V250H53ZM59 251H62V250L60 249ZM80 251H82V250L80 249ZM113 251H114V249L112 250V252H113ZM128 251H129V250H128ZM135 251H136V250H135ZM176 251H177V250H176ZM196 251H197V250H196ZM199 251H200V249H199ZM212 251H213V250H212ZM1 252H2V250H1ZM1 252H0V253H1ZM9 252H10V251H9ZM18 252H19V251H18ZM22 252H23V251H22ZM37 252H38V250H37ZM43 252H44V251H43ZM63 252H66V251L63 250ZM63 252H62V253H63ZM90 252H91V253L93 252L92 249H90ZM97 252H100V251H97ZM142 252H143V251H142ZM148 252H149V251H148ZM183 252H184V253H187V252H185V251L182 250V253H183ZM213 252H214V251H213ZM26 253H27V252H26ZM31 253H32V255H33V252H32V251H31ZM82 253H83V252H82ZM87 253H88L87 255H86L85 253H83V255L86 257V259H87V257H89L88 255H90L89 252H87ZM114 253H116V252H114ZM128 253H129V252H128ZM145 253H146V252H145ZM171 253H172V252H171ZM199 253H200V252H199ZM199 253H198V254H199ZM18 254H21V255H22L21 250H20V252H19ZM56 254H57V253H56ZM56 254H55V255H56ZM65 254H66V253H65ZM92 254H93V253H92ZM92 254L90 255L89 258L92 257ZM95 254H97V253H94V254H93L92 259H94V258L97 257V255L94 256ZM98 254H99V253H98ZM112 254H113V253H112ZM125 254H126V253H125ZM130 254H131V253H130ZM135 254H138V255H139L140 253H139V252H138V253L135 252ZM173 254H174V253H172V255H173ZM240 254H241V253H240ZM9 255H12V254H9ZM42 255H43V254H42ZM50 255H51V254H50ZM67 255H68V254H67ZM80 255H81V254H80ZM152 255H153V252H152ZM154 255H153V256H154ZM174 255H175V254H174ZM200 255L202 256L201 253H200ZM223 255H224V254H223ZM22 256H24V255H22ZM22 256H21V257H22ZM25 256H27V254H25ZM48 256H49V255H48ZM62 256H63V255H62ZM65 256H66V255H65ZM139 256H141V255H139ZM150 256H151V255H150ZM155 256H157V254H156ZM181 256H182V254H181ZM190 256H191V255H190ZM224 256H226V255H224ZM245 256H246V255H245ZM1 257H2V256H1ZM1 257H0V258H1ZM5 257H6V256H5ZM19 257H20V256H17V258H19ZM30 257H31V256H30ZM30 257H29V258H30ZM41 257H42V256H41ZM44 257H45V256H44ZM55 257H56V256H55ZM127 257H128V256H127ZM134 257H135V255H134ZM136 257H137V256H136ZM172 257H173V256H172ZM192 257H193V256H192ZM206 257H207V256H206ZM210 257H211V255H209L208 259H209ZM241 257H242V258H241ZM241 257H240V259H243V256H241ZM25 258H27V257H25ZM70 258H71V257H70ZM73 258H74V257H73ZM147 258H148V257H147ZM153 258H154V257H153ZM153 258L151 257V261L154 260ZM155 258H157V257H155ZM182 258H183V257H182ZM225 258H226V257H225ZM22 259H23V258H22ZM38 259H39V258H38ZM41 259H42V258H41ZM81 259H82V256H81ZM178 259H179V258H178ZM195 259H196V258H195ZM197 259H198V258H197ZM226 259H227V258H226ZM0 260H1V259H0ZM10 260H13V259H10ZM16 260H17V259H16ZM19 260H21V258H19ZM27 260H28L27 262H30V260L33 261L32 258H31V259H27ZM78 260H79V261H76V262H80V261H81L80 259H78ZM82 260H84V259H82ZM87 260H89L90 262L92 261V260H90V259H87ZM94 260H95V259H94ZM94 260H93V261H94ZM98 260H99V259H98ZM134 260H135V259H134ZM175 260H176V258H175ZM179 260H180V259H179ZM227 260H228V259H227ZM231 260H232V259H231ZM17 261H18V260H17ZM38 261H39V260H38ZM43 261H44V260H43ZM59 261H60V260H59ZM69 261H71V260H68V258H67V262H69ZM106 261H107V260H106ZM122 261H123V260H122ZM145 261H146V260H145ZM154 261H155V260H154ZM157 261H158V259H157ZM194 261H195V260H194ZM196 261H197V260H196ZM205 261H206V259H205ZM208 261H209V260H207V263H208ZM225 261H226V260H225ZM22 262H23V261H22ZM24 262H26V261H24ZM34 262H35V260H34ZM36 262H37V261H36ZM54 262H55V261H54ZM84 262L87 263L86 261H84ZM136 262H137V260H136ZM148 262H149V264H150V261H147V263H148ZM160 262H161V261H160ZM164 262H165V261H164ZM175 262H176V261H175ZM175 262H173V263H175ZM180 262H181V261H180ZM185 262H186V261H185ZM210 262H211V261H209V263H210ZM240 262H241V260H240ZM0 263H1V262H0ZM13 263H14V262H13ZM38 263H39V262H38ZM43 263H44V262H43ZM61 263H63V262H61ZM71 263H73V262H71ZM94 263H95V262H94ZM106 263H107V262H106ZM106 263H105V264H106ZM155 263H156V262H155ZM181 263H182V262H181ZM195 263H196V262H195ZM207 263H206V264H207ZM209 263H208V264H209ZM11 264H12V261H11ZM29 264H30V263H29ZM41 264H42V262H41ZM56 264H57V263H56ZM59 264H60V262H59ZM64 264H65V263H64ZM73 264H76V263H73ZM89 264H90V263H89ZM140 264H141V263H140ZM157 264H158V263H157ZM171 264H172V263H171ZM182 264H183V263H182ZM200 264H202V263H200ZM204 264H205V263H204ZM218 264H219V263H218Z\"/></svg>",
	"mask_w": 264,
	"mask_h": 264
}]
</instances>
